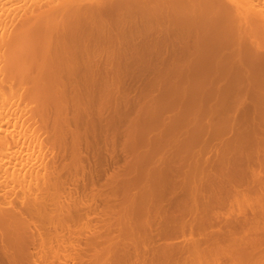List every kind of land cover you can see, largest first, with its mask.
Returning <instances> with one entry per match:
<instances>
[{
    "label": "bare ground",
    "instance_id": "6f19581e",
    "mask_svg": "<svg viewBox=\"0 0 264 264\" xmlns=\"http://www.w3.org/2000/svg\"><path fill=\"white\" fill-rule=\"evenodd\" d=\"M112 13H114L116 16H118L117 18L119 19H117L116 18V20H117V22H119V24L117 25V22H116V24H115V19L114 18H112L113 16H110L109 18H111V19H114V27L115 26H117V27H115V28H117L118 30H117V32H116V30H115V28L113 27L112 28V26L113 25H111V19L109 20L110 22H108V20H107V17H108V15H112ZM112 22V23H113ZM137 22H140L139 23V25L141 26V30L143 29V31L145 32V31H147V30H149V32H150V29H151V31L154 29V31H152V32H150L151 34L150 35H152V33L153 34H161L162 32H163V35L161 34V37H160V35H158L157 36V38H156V41H155V37L154 38H152V36H151V38L152 39H154V43L155 42H157L156 43V45L158 44V40H161L162 39V41H165L164 39H166V37H167V39H166V48H167V50L169 51V52H167V55L165 56V55H163L161 52V54L158 52L157 54H159V55H157V58H159V59H157V61L159 60V62H160V59H161V55H162V60L161 61H163V60H166V61H163L162 63L160 62L158 65L160 66L159 68V70H161V67L162 68H164L163 66L164 65H166L165 63L167 62V61H169V64H171V62L173 61L174 62V64L175 63H177L178 64V62H180L179 60H177L178 58H183V59H180V60H182L183 62H185L186 61V57H184V56H188L190 53L193 55L194 53L193 52H195V54H196V50L198 51L197 53V55H195V57H194V55L192 56V55H189L188 57L189 58H187L188 60L187 61H189L188 62V64H187V61L185 62V64L183 63V64H181V63H179V64H181V65H179V66H181V68H182V70H179L180 72H183L184 71V73H185V75L184 74H182V73H178V69H179V66L177 67H175L174 65V67L175 68H177V70L176 69H172L173 71L171 72V73H168V72H170V71H166L168 74H166L167 75V77L168 76H172L173 77V81H175L176 80V82L178 81H180L179 80V78H176L177 76L178 77H180L181 79H184L183 78V76L186 78L187 77V79L188 80H186L185 79V81L186 82H188V81H197L196 80V77L197 78H199V81L201 80V82H203L202 81V78L200 79V76L199 75H201L202 74V72L203 73H205L204 72V69H202L204 66L207 68L208 66H209V63H208V58H209V54L207 55L206 53L207 52H209V51H207V50H210V48L212 49L213 47H215V45L217 44V42H218V40L220 41V36H223L226 32H231L232 31V33H229V34H231V36H232V38L234 39V41H236V42H233V43H231V39L230 40H228L229 42H228V45H227V47L229 46V47H231V48H234L235 46H238V50L240 49V47H242L241 49H242V53L244 52V51H246L245 50V48H246V45L245 44H247L248 46H247V48H251L252 49V51H250V49H249V51L251 52V53H248L247 51H246V53L244 52V55L243 54H241L240 52V54L242 55H240L239 54V56H241V57H239L238 56V59H237V54L236 53H232L234 56H236L235 58H233V59H236L237 60V62H238V64H240V65H242V63H243V61H245V63H247L246 61H247V59L248 58H250V59H252L251 61H250V63H253L254 62V66L256 67L257 65H256V63L255 62H259L258 60H257V58H255L257 55L259 56V57H264V0H0V264H16V262L18 263V261L20 260V256L22 257V255H24L25 253H27L28 255L29 254H32L31 256H25V257H27V259H25V257H22L23 259H25V261L27 262L28 261V258H29V261H31L30 260V258L32 257V256H34V257H36L35 256V253H37V252H33L32 250V248L31 247H34V242H35V244H37L36 242L37 241H39V242H42V241H40L39 239H42L41 238V236H43V238H44V232H45V230L47 229H45V226H44V229L42 228L43 227V225H40L39 226V223H38V225L36 224L37 223V220L40 222V220L43 222V220H45V218L43 219V217H39V216H44V215H46L47 214V210H49V206H51L52 208H53V206L52 205H54L56 202H53L54 201V199H53V193H52V191L53 190H55V189H57V191H58V188H56V187H58V185H60L61 183H59L58 184V182L61 180L60 178V175H58V173H56V169H61V168H63L64 167V165H62V167L61 168H53L52 166H51V164H47L46 162H45V160L47 159V158H50V160H57V157L58 158H62L63 156V154L60 156V155H58V153L56 154H53L52 153V156H51V153H50V155L47 157V153L49 152V149H48V147H47V150L48 151H45L46 149H45V142L46 141H48V140H57L59 137L62 139H65L66 138V136H68V135H64V133L66 132H68L67 131V129H68V126H69V124H68V122L66 123V124H68V126L65 124V123H63L62 124V120L63 119H65V118H63V117H66L67 115V112H73V117H74V115L75 116H77V115H79L80 114V112H82L81 110H82V108H85V107H87V106H89L90 104L89 103H91L93 100H91L92 98H90V99H88L87 97H92L91 95H93L94 94V92H93V89L95 90V93L97 94V93H102L103 95L104 94H106V93H110L109 91L110 90H108V92H105V93H103V90H102V92H96V86H95V84L97 83V82H101V81H99V80H107V82L109 81V83H111V84H108V85H110V87L112 86V84H113V81L115 82L116 81V83H119L120 81H121V77H122V75L124 76V75H126L125 74V72L124 71H122L124 68H127V66H128V68H129V64H131V63H138V62H140L141 61V58H137V57H132L131 59L129 58V59H127V57H125V54H123L124 52L122 51V53H121V51L119 50V49H121V50H123V41H121V39L120 38H118V36H120L121 35V29L123 28V26L122 25H124V24H129V23H134V25L133 26H135V31H141L140 29H138L140 26L138 25V23ZM162 22V23H161ZM120 23H121V25H120ZM135 23L138 25H135ZM119 25L121 26V28L119 27ZM131 26H128L129 28H131L132 27V24H130ZM142 26H144L143 28H142ZM156 28L158 29V31L156 30ZM132 29H134V27H132L131 28V30ZM213 29V30H212ZM120 30V31H119ZM155 30H156V32H155ZM209 30H211V31H214L213 32V34H214V36L212 35V32H209ZM229 30V31H228ZM115 31V34L113 33ZM133 31V30H132ZM134 31V32H135ZM160 31V32H159ZM118 32H119V34H118ZM137 32H135V33H137ZM143 32V33H144ZM149 32H145V34L147 35V33L149 34ZM159 32V33H158ZM182 32V33H181ZM183 32H184V34H183ZM186 32H188V34L186 33ZM191 32V34H189ZM143 33H141V35L143 34ZM165 33H167V35H165ZM179 33V35L177 36V34ZM180 33H181V35H180ZM192 33H194V35H196V37H194V35H193V38L196 40H192L193 38L191 37L192 36ZM113 34V35H112ZM118 36H117V35ZM145 34H143L142 36L144 37L145 36ZM172 34V35H171ZM182 34H183V36H185V37H187L188 35V40L187 39H185V37H183L182 36ZM223 34V35H222ZM228 34V35H229ZM177 37H176V36ZM227 35V36H228ZM154 36H156V35H154ZM162 36H163V38H162ZM166 36V37H165ZM170 36H171V38H170ZM180 36H182V38H183V41L181 40L180 41V39H182V38H180ZM230 36V35H229ZM172 37H173V39H175L174 37H176L177 39L175 40L176 41V43L173 41V39H172ZM219 37V38H218ZM224 37V36H223ZM222 37V38H223ZM130 38V37H129ZM128 38V39H129ZM133 38V40H134V37H132ZM147 38V39H146ZM146 38L144 37L143 39H145L146 40V42L145 43H141L140 45L141 46H139L138 44H135V43H140V41H139V39L137 40V38L133 41H131V39H129L130 40V42H133V44H134V46L136 45V46H138V47H136L135 49L138 51V49H139V47L140 48H142V50L144 51H142L141 49H139V56H140V54H141V56L140 57H145L149 62L150 61H152L151 59H153V58H151L152 57V53H153V51L155 50V49H153V51H152V46H153V43L150 45V43L148 42V41H150V39L151 38H149V36L147 37L146 36ZM149 38V39H148ZM226 38H228V37H226L225 36V39H223V40H221L222 41V43H223V41H224V43H226L227 41H225L226 40ZM151 39V40H152ZM158 39V40H157ZM169 39V40H168ZM170 39H172V42H171V40ZM184 39L185 40H187V42H189V47H187L188 49L190 48V45H192L195 49V51H193V50H191L193 47H191L190 48V53H188V55H187V52H189L188 51V49H187V52H186V49L184 48L185 46H182L184 43L183 42H185V45H186V41H184ZM192 41H191V40ZM136 40H137V42H136ZM178 40V41H177ZM198 40V41H197ZM173 43V44H170L171 45V50L173 51V49H174V51L173 52H175V53H172L171 52V50H170V45H168V43ZM180 41V42H179ZM220 41V42H221ZM150 42H152V41H150ZM192 42H197V43H195V44H197V45H193L194 43H192ZM149 45V46H151L150 47V49L148 48L149 46L147 45V44ZM161 43H165V42H161ZM178 43V44H177ZM191 43V44H190ZM219 43V42H218ZM222 43H219V45L217 46V47H219L220 45H221V48L219 47V49H221L222 50V47H224L223 45H226V44H222ZM236 43V44H235ZM116 45L117 44V50H119L120 51V53L117 51V50H115V48H114V46L112 47L113 48V50H115L116 51V53H114V51L113 50H111L112 48H110V46L111 45ZM143 44H146L145 46H148V47H146V48H143ZM160 44V43H159ZM163 44H161L162 46H164ZM177 44V45H176ZM182 44V45H181ZM215 44V45H214ZM232 44H233V46H234V44H235V46L234 47H232ZM161 45H159V46H161ZM175 45L179 48L180 46H182L181 48L183 49H181V51H180V49L178 50L177 49V52H176V49H175ZM179 45V46H178ZM205 45V46H204ZM231 45V46H230ZM242 45H244L245 46V48H243L244 46H242ZM144 46V47H145ZM159 46L157 45V46H155L154 45V48L155 47H158V49H160L161 48V50L163 49V50H165L164 48L165 47H160L159 48ZM174 46V47H173ZM186 46H188V44L186 45ZM173 47V48H172ZM226 47V48H227ZM228 47V48H229ZM119 48V49H118ZM148 48V49H147ZM208 48V49H207ZM226 48H224V51L226 50ZM246 48V49H247ZM146 49L148 50V51H146ZM215 49V48H214ZM218 48H216V50H214V51H216V53H217V51L219 50ZM230 49V48H229ZM240 49V50H241ZM235 49H232V51H234ZM248 50V49H247ZM140 51H142L141 53H140ZM146 51V52H145ZM149 51H152V53L151 52H149ZM184 51H185V53H186V55H185V53H184ZM191 51H193V52H191ZM213 51V50H212ZM224 51H220L221 53H223ZM227 51L229 52V51H231V50H228L227 49ZM231 51V52H232ZM112 52H113V54H112ZM118 52V53H117ZM147 52H149L150 54H148V56L149 55H151V57L150 58H148V57H146L145 56V54H143V53H147ZM155 52H157V48H156V50H155ZM164 52V51H163ZM165 52H166V50H165ZM164 52V54H166ZM182 52V53H181ZM230 52V53H231ZM236 52H237V50H236ZM252 52H254V53H256L255 55H249V54H253ZM168 53H171L172 55H170V54H168ZM210 53V52H209ZM212 53H214L215 54V52H212ZM212 53H210V56H211V54ZM218 53H219V51H218ZM220 53V55L221 56H223V55H225L224 53L223 54H221ZM226 53V52H225ZM229 53V54H230ZM238 53V52H237ZM114 54H116V55H114ZM117 54L118 55H120L119 56V58H118V56H117ZM124 55L123 57H121L122 55ZM156 54V53H155ZM173 54H174V56H173ZM143 55V56H142ZM170 55V56H169ZM176 55H178V57L176 56ZM182 55V56H181ZM216 55V54H215ZM217 56L216 55V57H220L219 58V60L217 59V61H215V62H212V61H214L213 59H215V56H214V58H212V60H210L212 63H222V65L223 64H227L228 62H226V59L224 58V57H226V56H223V57H221V56ZM246 55H249V56H246ZM116 56V57H115ZM155 56V55H154ZM159 56V57H158ZM164 56V57H163ZM167 56H169L168 58H167ZM180 56V57H179ZM191 56L192 57H194L193 59L191 58ZM208 56V57H207ZM212 56V57H213ZM243 56L245 57V58H243ZM250 56H255V57H250ZM143 57V58H144ZM171 57H173L172 59H171ZM174 57H177V59H176V62L174 61L175 60V58ZM248 57V58H247ZM122 58V59H121ZM144 58V60H146ZM156 57H154V60L153 61H156V59H155ZM164 58H166V59H164ZM184 58H185V61H184ZM222 58H224L225 59V62L223 63V59ZM247 58V59H246ZM174 59V60H173ZM189 59H191V60H189ZM209 59H211V58H209ZM215 59V60H216ZM245 59V60H244ZM249 59V60H250ZM146 60V62H148ZM170 60H171V62H170ZM178 61V62H177ZM181 61V62H182ZM209 61V62H210ZM219 61H221V62H219ZM146 62H144V64H149V62L148 63H146ZM165 62V63H164ZM261 62H262V65L264 64V58H263V61H262V59H261ZM152 62H150V64H151ZM154 63V62H153ZM152 63V64H153ZM164 63V64H163ZM202 63H204V64H208L207 66L206 65H204L203 66V64ZM245 63H243V65L242 66H244V65H246V66H250V65H248V64H245ZM249 63V62H248ZM123 64V65H122ZM143 64V63H142ZM162 64H163V66H162ZM168 64V63H167ZM168 64V65H169ZM173 64V63H172ZM198 64L201 66V67H198V68H201V69H198L199 71H200V73H199V75H198V73L196 74V73H194L195 75H194V77L195 78H190V77H188L189 75L188 74H190V76L191 77H193L192 75H193V73L192 72H195V71H197V66H198ZM229 64V63H228ZM227 64V65H228ZM237 64V65H238ZM117 65H118V70H117V72H120V70H121V72H124L123 74H121V73H115V75L113 74L114 72L113 71H111L110 72V70L112 69V67L114 68V66H115V68L117 69ZM119 65H122V66H124V67H121V69H120V67H119ZM176 65V64H175ZM185 66V65H187L186 67H187V69H183L184 67L183 66ZM196 65V66H195ZM212 64H210V66H211ZM219 65H221V64H218V66ZM237 65H235V66H237ZM261 64H260V62H259V66H257L256 68L254 67V66H251V69L254 67L255 69L253 70L254 71V73L256 74V75H258V77L262 80V78L264 77V75H263V77H262V73L264 74V68H263V66H262ZM149 66V65H148ZM151 66V65H150ZM170 66V68H171V66L172 65H169ZM188 66H190V68L192 67V68H194L193 66H195V68L192 70H190V68L188 69ZM209 66V67H210ZM214 66V68H215V70H213L214 68H212V74L214 73V71H217V70H220V69H216V68H218V66L217 65H213ZM242 66H237V67H233V68H235V69H237V71H235V76H240V77H242L244 74L246 75V73H244L243 75H242V73L240 74V72H242L243 71V69H244V71H245V67L246 66H244L243 67V69L242 68H240V67H242ZM158 67V66H157ZM173 67V68H174ZM204 67V68H205ZM212 67V66H211ZM227 67V66H226ZM230 68L232 67V66H229ZM229 67L227 68V69H229ZM238 67H239V69H241V71H239L238 70ZM107 68V69H106ZM110 68V69H109ZM115 68H114V70H115ZM168 68V67H167ZM180 68V69H181ZM222 68V67H221ZM225 68V65H223V69ZM233 68H232V70H233ZM248 67H246V69H247ZM261 68V70H263V72H261L259 69ZM100 69H101V71H100ZM103 69H106V70H103ZM164 69H166V68H164ZM234 69V70H235ZM251 69H250V67H249V70H246L247 71V73H248V71H249V73H248V75H246V79H245V81H247L248 80V78H249V80H253V78L251 77V76H253V74H252V72L253 71H251ZM107 70H109V71H107ZM113 70V69H112ZM167 70H169V69H167ZM171 70V69H170ZM189 72H191V73H188V71ZM201 70H203V71H201ZM206 70H210V68L209 69H206ZM205 70V71H206ZM231 70V69H230ZM103 71V72H102ZM105 71H107V72H105ZM164 70L162 69L160 72H163ZM186 71V72H185ZM223 71V70H222ZM229 71V70H228ZM245 71V72H246ZM257 71H259L260 72V75H259V72H257ZM105 72V73H104ZM160 72H158V73H160ZM176 72H177V74H176ZM207 72V71H206ZM237 72V73H236ZM127 73V72H126ZM164 73V72H163ZM172 73H175L176 74V77H175V74H172ZM211 73V72H210ZM217 73V72H216ZM219 74L221 73V71H219L218 72ZM258 73V74H257ZM128 74V73H127ZM165 74V73H164ZM182 76H181V75ZM187 74V75H186ZM192 74V75H191ZM206 74V73H205ZM205 74H203V75H205ZM207 74H208V72H207ZM206 74V75H207ZM230 74V73H229ZM238 74V75H237ZM249 74H251L250 76H249ZM129 75V74H128ZM150 75V74H149ZM157 75H162V74H157ZM165 75V76H166ZM202 75V77H204ZM209 75V74H208ZM207 75V78L209 77L210 78V76H208ZM216 74H213L212 75V77H213V80L217 77V75L215 76ZM223 79L222 80H225V82L227 81V79L229 80V76L228 75H226L227 76V79L225 78L226 76H225V73H224V71H223ZM242 75V76H241ZM130 76V75H129ZM163 76V75H162ZM164 76V77H165ZM199 76V77H198ZM220 76V75H219ZM218 76V78H220ZM222 76V75H221ZM249 76V77H248ZM120 77V78H119ZM125 77V76H124ZM124 77H123V79H124ZM154 77V76H153ZM153 77H151V78H153ZM163 77V78H164ZM169 77V78H170ZM171 77V78H172ZM174 77H175V80H174ZM206 77V76H205ZM204 77V78H205ZM211 77V78H212ZM245 77V76H244ZM244 77H242L241 79L244 81ZM251 77V78H250ZM120 80H119V79ZM158 78H159V76H158ZM162 77H160V79H161ZM169 78H164L165 80H167V79H169ZM170 78V79H171ZM203 78V79H204ZM222 78V77H221ZM233 78V77H232ZM232 78H230V79H232ZM115 79H117V80H115ZM164 79H161L162 81L164 80ZM169 79V80H170ZM191 79V80H190ZM195 79V80H194ZM154 80V79H153ZM152 80V81H153ZM164 80V81H165ZM209 80V79H208ZM213 80H209V83L211 82L212 83V81ZM216 80H218L217 82L218 83H216V81L215 82H213V83H216V85H213V86H216V87H218V90H219V88L221 87L222 88V85L224 84L223 82H222V80H220V79H217L216 78ZM219 80L221 81V82H219ZM249 81V82H247L248 83V86H249V93H248V90H246L247 91V93L250 95V97H249V95L246 93H244V91L243 90H245L244 89V87H246L247 85V83L245 84V82H244V84L242 83V81L240 82H238L237 84H238V86L241 88V90H242V92H243V94H245V97H247V98H250V100H251V97H252V99H254L255 97L254 96H256L255 94H257L260 98H258L257 96H256V100L258 99V101L256 102V100H255V102L256 103H254L253 105L255 106V104H256V108L255 107H253V109L254 110H256V111H258L257 113L258 114H260V111L262 112V110H263V108L264 107H261L260 106V108H258L259 107V105H261L262 104V106H264L263 104V102H264V90L263 89H261V88H263V87H259L258 86V84H256V81L254 80V81ZM124 81V80H123ZM171 81V80H170ZM204 81H205V79H204ZM206 81H207V79H206ZM230 82H231V80H229ZM229 81H227L223 86H225V88L223 87V89L226 91L228 88H229V92H231L232 91V89H230V85L231 84H233L234 82L232 81V83L229 85V86H226L227 84H229L230 82ZM104 82V81H103ZM103 82H101V83H103ZM175 82V83H176ZM254 84L253 86H252V84ZM263 82H264V79H263ZM86 85H85V84ZM101 83H99V84H101ZM182 83H183V85H182ZM189 83V82H188ZM188 83H184V81L182 80V82L180 81V83H178L180 86H184V85H187ZM205 82H203L202 83V85L204 84ZM212 83V84H213ZM221 83V84H220ZM242 83V86L240 85ZM85 86H87V84H88V88L87 87H83L84 85ZM103 84H105L106 85V83L104 82ZM193 84V83H192ZM199 85H201V83H198ZM197 84V85H198ZM207 84V83H206ZM211 84V85H212ZM217 84H220V85H217ZM250 84V85H249ZM97 85V84H96ZM191 85V84H190ZM189 84H188V87L190 86ZM195 85V84H194ZM208 85V84H207ZM244 85H246V86H244ZM259 87H257V86ZM96 88H95V87ZM206 85H203V87H205ZM209 86V85H208ZM251 86H252V88L253 89H259L260 90V92L262 91L263 92V94H262V92L261 93H257L256 91H259L258 89L257 90H253V89H250L251 88ZM256 86V87H255ZM94 87V88H93ZM191 87V86H190ZM197 86L195 85V87L193 88L194 90H197V89H199V88H196ZM228 87V88H227ZM196 88V89H195ZM201 89H202V87H200ZM206 88H208L207 86L205 87V88H203V90H201V89H199V90H197V92H199L201 95L203 94V92H205V89ZM215 88V87H214ZM104 90H106V88H103ZM182 89H188L187 87H184V88H182ZM193 89L191 88L190 90H192V92H195V91H193ZM216 89V88H215ZM214 89V90H215ZM97 90H99V89H97ZM189 90V89H188ZM189 90V91H190ZM207 90V89H206ZM208 90H209V92H210V90L211 89H209L208 88ZM217 89L214 91L217 95H215L216 97L218 96V94L220 93L221 94V92H219V91H221V90H219L218 91ZM231 90V91H230ZM250 90L253 92L254 91V93H251L250 92ZM201 91H203V92H201ZM228 91H226L225 92V94L228 92ZM233 91H235V90H233ZM232 91V92H233ZM184 93H185V95H187V98H192L193 99V97H189L190 95H192V96H195V98H198L199 99V97L197 96V92H195L196 94L194 95V93H192V94H190V95H188L187 93H186V91H183ZM183 92H181L182 93V95L183 96H178L179 98L180 97H182V98H184V94H183ZM219 92V93H218ZM228 92V93H229ZM231 92V93H232ZM237 92V91H236ZM242 92H239V94H241ZM93 93V94H92ZM188 93H190V92H188ZM207 93H208V91H207ZM206 93V94H207ZM214 93V94H215ZM222 93H224V92H222ZM227 93V94H228ZM234 93L235 92H233V95H232V97L233 98H235V100H236V97H234ZM238 93V92H237ZM236 93V94H237ZM96 94L95 95H93V96H96ZM101 94V95H102ZM116 94H118V96L120 97V95H119V90H118V93L116 92ZM206 94H205V96H206ZM219 94V95H220ZM235 94V96H237V97H239L238 95L239 94H237L236 95ZM243 94L242 95H240V97H239V101H242L241 99L244 97L243 96ZM259 94H261V95H259ZM111 95V94H110ZM109 95V96H110ZM209 95H211L212 97H214L212 94H211V92H210V94ZM224 94H222V96H223ZM97 96H98V94H97ZM100 96V95H99ZM99 96L98 97H96V98H98V99H100L101 100V98L102 97H100L99 98ZM106 96H107V94H106ZM109 96H107L108 98H109ZM111 96H113V100H114V96L115 95H111ZM204 95H202V97H203ZM208 96V95H207ZM203 97L205 100H206V98H210V99H212L211 97ZM221 96V95H220ZM227 97V95H224L223 97ZM104 97V96H103ZM117 97V95L115 96V99H117L116 98ZM176 97V96H175ZM175 97H174V99H175ZM178 97H176V100H178L177 98ZM201 97V96H200ZM202 97L200 98V99H202ZM229 97H231V94H230V96ZM231 97V98H232ZM244 97V98H245ZM104 98H106V97H104ZM108 98H106V100H108ZM150 98V97H149ZM149 98H146V99H148V101H149ZM152 98H154V97H152ZM152 98H150L152 101H153V103H156L158 106H159V104H158V102H159V100L158 101H156L157 99V97H155V101L156 102H154V99H152ZM182 98L180 99V100H182ZM185 98H186V96H185ZM217 98H220V97H217ZM263 100H262V99ZM83 99H86L87 101H91V102H87L86 100L84 101ZM110 99H112V98H109V100ZM158 99H160L159 97H158ZM174 99H172L171 98V100L174 102ZM203 99V100H204ZM222 99V98H221ZM220 99V100H221ZM227 99V98H226ZM82 100H83V102H86V103H84L83 104V107H82ZM103 100L104 99H102V102H103ZM118 100H119V98H118ZM151 100H150V102H151ZM170 100V101H171ZM191 100V99H190ZM197 100V99H196ZM223 100V99H222ZM224 100H225V98H224ZM260 100H262L261 102H260ZM111 101V100H110ZM124 100L122 99V101H116L115 100V103L116 102H118V103H121V102H123ZM147 100H145L144 102H143V104L146 102ZM147 101V103H149L150 105H152L150 102H148ZM187 101H188V99H187ZM193 101V100H192ZM192 101H190V102H192ZM199 101V100H198ZM244 101V100H243ZM243 101H242V103H243ZM254 101V100H253ZM105 102V101H104ZM190 102H188L189 104H190ZM194 102H197V101H194ZM205 102V101H204ZM246 102V101H245ZM248 102H249V99H248ZM105 103H107V102H105ZM108 103H110V102H108ZM112 103H113V101H112ZM115 103L113 104V106H116L115 105ZM118 103H117V105H118ZM125 103V102H124ZM147 103H145V105L147 104ZM172 103V102H171ZM199 103V102H198ZM222 103V102H221ZM253 103V102H252ZM260 103V104H259ZM86 104H88L87 106H86ZM142 104V103H141ZM142 104V105H143ZM149 104H147V105H149ZM197 104V103H196ZM247 104V103H246ZM245 104V105H246ZM105 105V104H104ZM145 105H144V107H145ZM146 105V106H147ZM149 105V106H150ZM157 105H156V107H157ZM174 105V104H173ZM191 106H193V104H190ZM198 105V104H197ZM237 105V104H236ZM123 107V105H122V103L118 106V107ZM149 106H147V108L149 107ZM213 106V105H212ZM258 106V107H257ZM121 107V108H122ZM143 107V108H144ZM151 107V106H150ZM153 107L154 108H156L155 107V104L153 105ZM214 107V106H213ZM246 107H247V105H246ZM88 108V107H87ZM115 108V107H114ZM117 108V107H116ZM115 108V109H116ZM125 108V107H124ZM152 108V107H151ZM158 108V110H156L155 112L157 113V111H160V109L159 108H161V107H157ZM230 109H231V107H229ZM259 110H258V109ZM262 108V109H261ZM209 109H211V108H209ZM239 109V108H238ZM247 109H248V107H247ZM89 110V108L87 109V111ZM117 110H118V108H117ZM142 110V109H141ZM140 110V111H141ZM144 111H145V108L143 109ZM147 110H149V111H151V113H150V115L152 114V113H154L153 111H154V109H153V111H152V109L150 110V109H146V112H147ZM251 110V109H250ZM83 111L84 112H86L84 109H83ZM115 111V110H114ZM122 111V110H121ZM247 111H249V109L247 110ZM70 112L68 113V114H70ZM117 112V111H116ZM116 112H114V113H116ZM126 111H124V113H125ZM194 112V111H193ZM263 112H264V110H263ZM262 112V113H263ZM89 113V112H88ZM113 113V114H114ZM120 113H122V112H119V114ZM141 113H143V112H141ZM145 113V112H144ZM195 113V112H194ZM84 114H86V113H84ZM90 114H92V112L90 113ZM90 114H88V115H90ZM140 114V113H139ZM138 114V115H139ZM159 114V112L156 114V115H158ZM160 114H161V112H160ZM160 114L158 115V117L160 116ZM184 114V113H183ZM190 114H192V113H190ZM189 114V115H190ZM251 114H253V113H251ZM71 115V114H70ZM81 115H83V114H81ZM87 115V117H89ZM118 115V114H117ZM143 114H141V116H142ZM147 116L149 115V114H146ZM182 115V114H181ZM185 115V114H184ZM115 116V115H114ZM144 116V115H143ZM145 117V118H147V120H149V117ZM154 117H156L155 116V114L153 115ZM153 116H151L150 118H153V121H154V117ZM183 116V115H182ZM188 116V115H187ZM80 117V119L79 120H81V116H79ZM158 117H156L155 119H157ZM161 117V116H160ZM191 117V116H190ZM70 118H72V117H70ZM69 118V119H70ZM76 118H78V116L76 117ZM140 118V117H139ZM68 119V120H69ZM141 119V118H140ZM143 119V118H142ZM141 119V120H142ZM73 120V119H72ZM140 120V121H141ZM146 120V119H145ZM160 120V119H159ZM158 120V121H159ZM65 121V120H64ZM66 121H67V119H66ZM74 121H75V117H74ZM140 121H137V122H140ZM157 121V122H158ZM72 122V121H71ZM80 122V121H79ZM89 122V121H88ZM145 122V121H144ZM77 123H78V121H77ZM76 123V124H77ZM142 123V122H141ZM72 124V126H73V123H71ZM206 124V123H205ZM139 125H141V124H139ZM107 126V125H106ZM70 128H71V126H69ZM77 127V126H76ZM108 127V130H109V127L110 126H107ZM106 127V128H107ZM113 127V126H112ZM64 128V129H63ZM69 128V129H70ZM73 128V127H72ZM79 128V127H78ZM95 127L94 126H92V128H89V130L88 131H91L90 129H94ZM111 128V127H110ZM114 128V127H113ZM68 129V130H69ZM75 130H77L76 128H74ZM104 129V128H103ZM112 129V128H111ZM115 129V128H114ZM75 130H69V131H71V133L73 134H71V136H72V138H74L73 140V142H74V149L76 148L78 151H81L80 149H82V147L79 145L80 144V142H78V140H77V138L79 137V135H78V130L77 131H75ZM96 130V129H95ZM105 130V129H104ZM104 130H100L101 132H103ZM108 130L106 131L107 133H108ZM113 130V129H112ZM81 131V130H80ZM92 131H94V130H92ZM91 131V132H92ZM97 132H95L94 133V137H95V135H99V134H103V133H99L98 132V130H96ZM110 131V130H109ZM91 132H83L84 134L83 135H85V133H89V134H87L88 135V137H90L89 138V141H90V145L89 146H91V142H93V140L95 139V138H93L92 139V135H93V132L91 133ZM106 132H104V134L106 133ZM113 132V131H112ZM65 133V134H66ZM70 133V132H69ZM69 133H67V134H69ZM96 133H99V134H96ZM107 133L105 134L106 136H107ZM109 133H111V131L109 132ZM80 134V133H79ZM92 134V135H91ZM80 135H82V133L80 134ZM104 135V136H105ZM112 135H114V133H112ZM140 135L142 136L143 134H141L140 133ZM63 136H65V138L63 137ZM101 136H103V135H101ZM109 136H111L110 134H109ZM144 136V135H143ZM85 137H87V136H85ZM113 136H111V138H112ZM72 138H71V140H72ZM75 138H76V140H75ZM109 138V137H108ZM140 138V137H139ZM142 138H144V137H142ZM146 138V137H145ZM60 139V140H61ZM80 139H82V138H80ZM91 139H92V141H91ZM96 139H97V137H96ZM105 139V138H104ZM106 139H107V137H106ZM59 140V139H58ZM71 140H70V143H71ZM83 140V139H82ZM110 140V139H109ZM113 140V139H112ZM139 140H143V139H139ZM145 140H147V138L145 139ZM80 141V140H79ZM84 142H85V138H84V140H83ZM106 141V140H105ZM111 141V140H110ZM114 141V140H113ZM154 141H157V140H154ZM49 142H51V141H49ZM140 142V141H139ZM144 142V141H143ZM147 142H149V140H147ZM55 143V142H54ZM56 143H57V141H56ZM61 143H63L64 144V140H63V142L61 141L60 142V144L59 145H62ZM96 143V142H95ZM144 143H146V141L144 142ZM58 144V143H57ZM57 144H55V147H56V145ZM72 144V143H71ZM71 144H69V146H72ZM85 144V143H84ZM94 144V143H93ZM92 144V145H93ZM138 144V143H137ZM142 144V143H141ZM141 144H140V146H141ZM47 145V144H46ZM59 145H57V148H56V150L58 149V146ZM82 145V144H81ZM113 145V144H112ZM139 145V144H138ZM48 146V145H47ZM95 145H93V147H94ZM134 146V145H133ZM137 146V145H136ZM135 146V147H136ZM142 146H144V144L142 145ZM141 146V147H142ZM50 147V146H49ZM63 147V146H62ZM66 147V146H65ZM73 147V146H72ZM72 147H70V149L72 148ZM79 147H81V148H79ZM88 146H86V148H87ZM92 147V146H91ZM91 147H88L89 149H91ZM92 147V148H93ZM99 147V146H98ZM124 148H125V146H123ZM130 147V146H129ZM140 147V148H141ZM145 147H146V144H145ZM54 148V147H53ZM59 148H60V146H59ZM69 148V147H68ZM84 148H85V146H84ZM115 148V147H114ZM127 148H128V146H127ZM126 148V150H123L124 151V153H126V151H127V153H128V149ZM142 148H144V147H142ZM142 148L139 150L138 148H136V149H138V150H136V152L138 151H141L142 150ZM66 149V148H65ZM89 149L87 150L86 149V151L85 152H87V151H89ZM94 149H96V147H94ZM106 149V148H105ZM111 149H113L112 147H111ZM111 149L108 147V149L107 150H110L111 151ZM123 149V148H122ZM63 150V149H62ZM67 150V149H66ZM93 149H91L90 151L91 152H93L92 151ZM98 150H100V149H98ZM102 150H103V148H102ZM102 150L99 152V156H101V153H102ZM119 149H115V151H114V149L111 151V152H113V153H111V152H109V153H111V154H108V155H110L109 156V158H110V160H111V158H112V160H115V162H116V160H117V154H115L117 151H118ZM129 150H130V148H129ZM52 152H53V150H51ZM50 151V152H51ZM59 151H60V149H59ZM65 151V150H64ZM68 151V150H67ZM71 152H69V153H71V154H73V152L75 151H73L72 149L70 150ZM84 151V150H83ZM121 151V150H120ZM45 152H46V156H45ZM63 152V151H62ZM104 152V151H103ZM105 152L106 153H108L106 150H105ZM115 152V153H114ZM64 153V152H63ZM67 153V152H66ZM75 153V152H74ZM77 153L78 152H76L75 153V155H77ZM82 153V152H81ZM93 153H95V152H93ZM133 154H134V150H133V152H132ZM140 153V152H139ZM139 153H136V154H134L135 156L136 155H138V157H139V155L141 156V154H139ZM61 154V153H60ZM68 154V153H67ZM79 154H80V152H79ZM84 154H88V156H91V155H89L90 153H84ZM84 154H82V160H84V157H85V159H86V161L87 162H89L90 160H91V157H89V159L90 160H87L88 159V157L85 155V156H83ZM103 154V153H102ZM130 154H131V152H130ZM58 155V156H57ZM66 155V154H65ZM64 155V156H65ZM95 155V154H94ZM96 155H98L97 154V151H96ZM95 155V156H96ZM126 155H128V154H125V156ZM145 155V154H144ZM51 156V157H50ZM60 156V157H59ZM81 156V155H80ZM99 156L95 159V160H97V159H101V158H99ZM104 155H102V157H103ZM129 156V155H128ZM128 156H127V159L129 160V158H128ZM131 156H133L132 154L130 155V158H131V160H135L136 161V158L137 157H135V159H132V158H134V157H131ZM143 156V155H142ZM141 156V157H142ZM45 157H47L46 159H45ZM72 157V156H71ZM78 157V156H77ZM106 157H108V156H106ZM114 157H115V159H114ZM140 157V158H141ZM144 157V156H143ZM142 157V158H143ZM64 158V157H63ZM70 158V157H69ZM76 157H74V159H75ZM95 158V157H94ZM94 158L92 157V160H94ZM140 158H137V159H140ZM141 158V160L140 161H142V160H144V159H142ZM144 158H146V159H148L147 158V156H145ZM72 158H70V160H71ZM77 159V158H76ZM79 160H80V158H78ZM106 159V158H105ZM108 159V158H107ZM125 159H126V157H125ZM50 160L48 159L47 160V162L49 163L50 162ZM59 160V159H58ZM82 160H81V163H82ZM102 160V159H101ZM128 160H126L125 161V163L128 161ZM131 160H129V161H131ZM150 160V159H149ZM85 161V160H84ZM83 161V162H84ZM132 161V162H133ZM134 161V162H135ZM145 161V160H144ZM144 161H142V162H144ZM54 162V161H53ZM52 162V163H53ZM132 162H127V163H132ZM51 163V162H50ZM54 163H57V162H54ZM78 163H79V165H80V162L78 161ZM127 163L125 164V166H119L120 167V169H119V171H120V173L122 172L121 170H123V168H127ZM138 163V161L136 162V164ZM140 163V162H139ZM75 164H76V161H75ZM86 164V163H85ZM84 164V165H85ZM89 164V163H88ZM105 164V163H104ZM143 164H145V163H143ZM49 165V166H48ZM56 165V167H57V164H54V166ZM76 165H78V164H76ZM83 165V166H84ZM87 165V164H86ZM85 165V166H86ZM97 165V164H96ZM95 165V166H96ZM130 165H132V168H133V165L134 164H130ZM137 165H140V164H137ZM154 165V164H153ZM75 165H73V167H74ZM88 166H90V165H88ZM93 166V165H92ZM91 166V167H92ZM94 166V167H95ZM99 166V168H100V166H101V170H106V168H103L102 167V165H98ZM105 166H106V164H105ZM142 166V165H141ZM67 167V166H66ZM71 167H72V165H71ZM72 167V168H73ZM77 167V166H76ZM79 167H81V166H78L77 168H79ZM129 167V166H128ZM138 167H140V166H138ZM68 168V167H67ZM63 169L64 171H66L67 172V170L70 168H68V169ZM71 168V169H72ZM77 168H76V170H77ZM82 168V167H81ZM80 168V169H81ZM84 168V167H83ZM82 168V169H83ZM85 168H87V166L85 167ZM84 168V169H85ZM89 168V167H88ZM93 168V167H92ZM135 168H137V166L135 165ZM145 168V169H144ZM144 168H142L141 167V170H139L138 172H141V174L140 175H138L137 177H138V180L140 179V177H142V172H143V175H145L144 173V171H146V169L148 168H146V167H144ZM154 170L155 169H157V168H155V167H152ZM162 168V167H161ZM54 169H55V171H54ZM71 169H69L70 171V173L69 172H67V173H69L70 175H72L71 174ZM91 169V168H90ZM89 169V170H90ZM118 169V168H117ZM131 168H129V169H125L124 171H127L128 172V170H130ZM134 169V168H133ZM140 169V168H139ZM144 169V170H143ZM149 169L151 170H149L148 171V173H151V172H153L152 171V169L149 167ZM164 169V168H163ZM163 169H162V171H163ZM73 170V169H72ZM75 170V168H74V171H76ZM88 170V169H87ZM86 170V171H87ZM94 170H96V169H91V171L93 172ZM98 170H100V169H98ZM116 170V169H115ZM137 169H135L133 172L134 173H138L137 171H136ZM158 170H160V168L158 169ZM165 170V169H164ZM59 171V170H58ZM60 171H62V169L60 170ZM79 171H81V170H79ZM131 171H132V169H131ZM161 171V172H162ZM63 172V171H62ZM83 172V171H82ZM85 172V171H84ZM89 172V171H88ZM96 172H97V170H96ZM98 172H100V171H98ZM102 172H104V171H102ZM118 172V171H117ZM133 172H128V174L129 173H133ZM65 173V172H64ZM66 173V174H67ZM76 173H77V171H76ZM76 173H75V175L73 176L74 178H75V176H77V178L76 179H78V175H76ZM114 173V172H113ZM112 173V174H113ZM119 173V174H120ZM123 173V172H122ZM122 173H121V175H122ZM165 172L163 171V174H164ZM59 174H61V173H59ZM77 174H79V173H77ZM82 174L83 173H81V176H82ZM90 174L93 176V174H94V172H93V174L90 172ZM89 174V175H90ZM114 174H116V173H114ZM124 174V173H123ZM126 174V173H125ZM124 174V175H125ZM139 174V173H138ZM146 174H147V171H146ZM163 174H158L155 178H160L161 176H163ZM194 174V173H193ZM254 174V173H253ZM252 174V175H253ZM80 175V174H79ZM88 175V176H89ZM90 175V176H91ZM94 175H97L96 173L94 174ZM111 175V174H110ZM108 176L109 178H110V180L112 179L111 178V176L113 177V178H115L116 176H118V175H111V176ZM165 175H166V173H165ZM164 175V176H165ZM69 176V175H68ZM91 176V177H92ZM98 176V175H97ZM99 176H100V174H99ZM115 176V177H114ZM123 176V175H122ZM129 176H131L130 174L127 176H124L123 177V179L125 178V180L127 181V179H129L130 177ZM135 176V175H134ZM133 176V177H134ZM140 176V177H139ZM161 177L160 179H163L164 180V178L166 177ZM254 177L256 176V175H253ZM93 177H96V176H93ZM119 177H120V175H119ZM126 177H127V179H126ZM129 177V178H128ZM132 177V176H131ZM171 177V176H170ZM254 177H252L251 176V178L252 179H254ZM85 179L87 178V177H84ZM118 178V177H117ZM122 178V177H121ZM121 178H118L117 179V181L119 180V179H121ZM167 178V177H166ZM63 179H64V177H63ZM68 179V178H67ZM70 179H72L71 177H70ZM69 179V180H70ZM87 179H90V180H92L91 178H87ZM86 179V180H87ZM134 179H136V178H133V179H131L130 178V180H128L130 183V185H131V182H132V180H134ZM142 179V178H141ZM160 179H158V181L157 182H159L160 181ZM172 179V178H171ZM195 179V178H194ZM66 180V179H65ZM64 180V181H65ZM73 180V179H72ZM86 180H85V182H86ZM90 180H88V181H90ZM106 180H107V184H105L104 183V186L103 187H108L107 185L109 184V187H111L112 188V185L113 184H115V183H111L110 184V182H108V178H106ZM109 180V181H110ZM116 180V179H115ZM114 179H112L111 181H114V182H116ZM122 180V179H121ZM121 180H119L118 182H116L117 184H115V187H114V185H113V188L116 190V188H118L119 189V187L122 185V184H119V187H118V183L121 181ZM138 180H137V182H138ZM157 180V179H156ZM167 180V179H166ZM87 181V182H88ZM124 181V180H123ZM153 181H155V180H153ZM61 182H63V181H61ZM75 182V181H74ZM73 181H72V183H74ZM84 181H83V185H85L86 186V184H84L85 183ZM93 182H94V179H93ZM135 182V181H134ZM161 182H162V180H161ZM65 183V182H64ZM67 183V182H66ZM121 183V182H120ZM94 184V183H93ZM128 184V185H129ZM57 185V186H56ZM106 185V186H105ZM111 185V186H110ZM123 185H125L124 183H123ZM56 186V187H55ZM61 186H64L63 184H61ZM66 187H67V185H66ZM102 187V188H103ZM121 187H123V186H121ZM40 188H41V190H42V193L40 194V196H39V194H38V196L36 195L37 193L35 192L36 190L40 193L41 192V190H40ZM60 188H62L63 189V187H60ZM70 188V187H69ZM69 188H67V189H69ZM117 189V190H118ZM121 189V188H120ZM119 189V190H120ZM127 189L129 190V187H127ZM122 190V189H121ZM64 191V190H63ZM67 191H69V190H67ZM75 191V190H74ZM123 191V190H122ZM36 193V194H35ZM57 192H54V194H56ZM63 193V192H62ZM61 193V194H62ZM78 193V192H77ZM97 193V192H96ZM123 193V192H122ZM128 193V192H127ZM143 193V192H142ZM149 193V195H150V192H147V194ZM213 193V192H212ZM211 193V194H212ZM71 194L73 195V193L71 192ZM80 194V193H79ZM141 194V193H140ZM138 195V196H141V195ZM152 194V193H151ZM211 194H209V195H211ZM214 194H215V192H214ZM217 194V193H216ZM215 194V197H217L218 196V194L216 195ZM263 194V193H262ZM78 195V194H77ZM98 195L100 196L101 194L98 192ZM97 194L95 195V197H94V199L96 198V196H98ZM111 195V194H110ZM110 195H105V196H110ZM112 195H113V193H112ZM118 195H120V194H118ZM126 195V196H125ZM130 195V196H129ZM136 195V193H135V195H133V193L132 194H130V193H128V196H129V199H126V206H127V204H135V206H136V203L135 202H137L136 201V199L135 198H133V197H135V196H137ZM161 195V194H160ZM160 195H157L156 196V194H155V196L156 197H158L159 198V196ZM196 195V194H195ZM213 195V194H212ZM221 195H222V193H221ZM225 195V194H224ZM223 195V196H224ZM228 195V194H227ZM227 195H226V197H227ZM236 195V194H235ZM238 193H237V197H238ZM241 195V194H240ZM60 196V195H59ZM64 196V195H63ZM92 197H93V194L91 195ZM90 196V198H92ZM116 196V194L114 195V197ZM143 197H144V195H142ZM152 196H154V194L153 195H151V197ZM155 196L153 197V201L155 200L154 198H155ZM162 196V195H161ZM176 196V195H175ZM174 196V197H175ZM184 196V195H183ZM190 197H192L191 195H189ZM198 196V195H197ZM197 196H195V197H197ZM220 196V195H219ZM218 196V197H219ZM223 196H221V197H223ZM229 196V195H228ZM233 196V195H232ZM264 195H262V197H263ZM55 198L57 197V195H55L54 196ZM67 196H65V198H66ZM74 197V196H73ZM122 197L124 198H126L127 197V194H126V191H125V193L122 195ZM121 197V198H122ZM133 199H132V198ZM149 197V196H148ZM148 197H146V200L148 199ZM164 197V196H163ZM185 197H187L186 195H185ZM189 197V198H190ZM204 197V196H203ZM215 197H212V198H215ZM225 197V196H224ZM225 197V198H226ZM60 197H57V200L56 201H59L60 199H59ZM80 197H78V199H79ZM82 198V197H81ZM98 198V197H97ZM111 197H109V199H110ZM118 198V197H117ZM140 198V197H139ZM206 198H207V196H206ZM205 198V199H206ZM261 198V197H260ZM260 198L257 200V201H259L260 200ZM264 198V197H263ZM14 199H17V200H19L18 202L16 201V200H14ZM59 199V200H58ZM63 199H64V197H63ZM63 199H61L62 201H63ZM68 199H70V198H68L67 197V199L66 200H68ZM77 199V200H78ZM89 199V198H88ZM102 201H106L105 202V204L106 205H108L107 204V200L108 199H106V198H104V199H102V197L100 198ZM112 199V198H111ZM130 199H132V202L131 201H129ZM135 199V200H134ZM144 199V198H143ZM143 199L141 198L140 200H142L143 201ZM149 199H152V198H149ZM196 201H197V199L196 198H194ZM201 199H202V197H201ZM201 199H199V200H201ZM204 199V198H203ZM209 198H207V200H208ZM222 199H224V198H222ZM221 199V203H223L222 200ZM235 199V198H234ZM238 199V198H237ZM236 199V200H237ZM60 200V201H61ZM75 200H76V197H75ZM80 200V199H79ZM98 199H96V201H97ZM122 200V199H121ZM125 200V199H124ZM124 200H122L121 202H123L122 203V206L124 205V207H123V211H125V209H126V207H125V201ZM133 200H134V202H133ZM213 201H214V199H212ZM215 200H217L216 198H215ZM219 200H220V197H219ZM233 200V199H232ZM17 202V203H19L20 202V208H19V206L17 207H15L14 206V202ZM82 201H83V199H82ZM90 201V200H89ZM88 201V202H89ZM95 201V202H96ZM128 201H129V203H128ZM145 201V200H144ZM194 201V200H193ZM196 201L194 202L195 204H196ZM210 201V200H209ZM226 201V200H225ZM228 201V200H227ZM66 202V201H65ZM68 202H70V200L68 201ZM68 202H66V207L65 206H63L64 204H62V206L60 205V208H57L56 207V209H57V213H55V214H58L59 216H57L58 217V220L60 219V218H63L64 219V217L67 215V218L69 219V221H71L72 220V222L74 221L73 220V218H75L74 216H72L71 214L74 212V210H76L75 208H77L79 205H80V203H78L77 205H75V207H73L72 205L71 206H68L69 204H67ZM73 202H74V200H73ZM146 202V201H145ZM148 202L149 201H147V204H148ZM201 202H203V201H201ZM205 202H207V201H205ZM218 202V201H217ZM17 203H15V204H17ZM63 203V202H62ZM72 203V201L70 202V204ZM76 203V202H75ZM92 203H93V200H92ZM91 203V204H92ZM109 203V202H108ZM212 203V202H211ZM210 203V204H211ZM219 203V202H218ZM221 203H219V204H221ZM82 204V203H81ZM84 204V203H83ZM82 204V205H83ZM87 204V203H86ZM89 204V203H88ZM120 204V203H119ZM132 204V205H133ZM146 203H145V207H146V205H147ZM209 204V203H208ZM209 204V205H210ZM215 204V203H214ZM212 205V206H215V205H217V204H215V205ZM224 204V203H223ZM262 204V203H261ZM18 205V204H17ZM57 205H58V203H57ZM90 205V204H89ZM201 205H203V204H201ZM205 205H207V204H205ZM263 205V204H262ZM261 205V206H262ZM59 206V205H58ZM77 206V207H76ZM93 206V205H92ZM114 206V205H113ZM119 206V205H118ZM140 206V205H139ZM139 206L137 207V208H139ZM148 206V205H147ZM190 206H191V204H190ZM194 205H192V207H193ZM198 206V205H197ZM204 206V205H203ZM202 206V207H203ZM208 206V205H207ZM260 206V207H261ZM64 207H65V209H64ZM70 207H72V208H70ZM84 207V206H83ZM82 207V208H83ZM87 207V206H86ZM130 206H127V209L129 208ZM144 207V208H145ZM199 207V206H198ZM257 207V206H256ZM67 208V209H66ZM105 208V207H104ZM104 208H102L101 210H100V212H101V215H102V217H103V215H104V213H105V211L106 210H108L109 209V207L108 206H106V210L104 209ZM132 209H128V211H129V213H128V211H127V214H132L133 215V211H134V209L136 208H134V206L133 207H131ZM134 208V209H133ZM148 208V207H147ZM200 208V207H199ZM210 208H212L211 206H210ZM214 208V207H213ZM217 208H220V207H217ZM253 208H255V207H253ZM252 208V209H253ZM259 208V207H258ZM51 209V208H50ZM66 210V212H64V210ZM71 209H72V212H71ZM78 209V208H77ZM112 209H113V207H112ZM140 209H142L143 210V208H141L140 207ZM146 209V208H145ZM188 209H190L191 211L192 210H195V209H191V208H188ZM251 208H250V210H252ZM261 209H263V206H262V208ZM58 210H60V212H58ZM63 210V211H62ZM70 210V211H69ZM82 210H84V208L82 209ZM81 209L79 210V211H81L84 215L85 214H87L88 215V213H87V211L89 212H91L92 211V208H90V207H87L85 210H86V213L85 212H83ZM105 210V211H104ZM133 210V211H132ZM139 210V209H138ZM137 209H135V211H138ZM211 210V209H210ZM264 210V209H263ZM54 211V210H53ZM62 211V212H61ZM68 211L69 212H71V213H68ZM78 210L77 211H75V213H73V214H76V212H77V214H78V212H79ZM111 211V210H110ZM121 211V210H120ZM130 211H132V213L130 212ZM149 211V210H148ZM183 211V210H182ZM187 211V210H186ZM190 211V212H191ZM197 211V210H196ZM214 211H215V209H214ZM219 211V210H218ZM241 211V210H240ZM253 211V210H252ZM255 211H257V210H255ZM260 211H262V210H260ZM90 212H89V214H90ZM104 212V213H103ZM108 212V211H107ZM115 212V211H114ZM139 212H141V210H139ZM150 212V211H149ZM148 212V213H149ZM163 212H164V210H163ZM166 212V211H165ZM188 212V211H187ZM193 212V211H192ZM198 212H201V210L199 209V211ZM202 212H204V211H202ZM206 212V211H205ZM209 212V211H208ZM242 212V211H241ZM258 212V211H257ZM65 213V216L63 217V216H61L60 214H64ZM67 213V214H66ZM125 213V212H124ZM152 213V212H151ZM210 213V215H212L211 214V211L209 212ZM240 213V212H239ZM243 213V212H242ZM248 213H250L251 215H250V217L249 216H246V217H249V221H250V218H251V216L253 215L252 214V212H249L248 211ZM247 213V211H246V213H244V217H245V215H247L248 214ZM253 213H255L254 211H253ZM259 213V212H258ZM257 213V214H258ZM262 213H263V211H262ZM48 214H50L51 215V213H49L48 212ZM47 214V215H48ZM80 215H81V213H79ZM100 214V213H99ZM106 214V213H105ZM142 214V212L140 213V214H137V215H139L138 217L136 216V214H134V218L135 219H132L131 217H132V215L129 217L128 215V220L126 221V220H123L121 217L122 216H119V221H118V223H116V224H119V222H122L123 223V225H125V228H122V223H121V229L124 231V230H126V228H127V231H124V232H120V230L118 229V228H120V227H118V228H116V230H117V233L115 232L116 230H115V228H114V232L116 233L115 235L113 234L114 232L111 230V232H113L111 235H110V225L106 222L105 223V225H109L108 226V228H107V226H106V229L104 228V225H102L103 227H102V230L100 231V229L101 228H99V226L101 227V225H99V224H97L96 225V222H95V226H94V224H89L91 221L87 218V220H89V222L88 221H86L85 220V223L87 222V224H89V225H91L90 227H92V228H89L88 227V229L90 230V231H88L90 234L88 235V234H86V237H83L82 238V241H83V244H82V246L80 247V253H81V260H83V261H80L81 262V264H82V262H84L85 264H100L99 263V256H100V258L102 259V257H101V255H102V252H103V254H104V252H105V257H107L106 255H107V250L106 249H104L105 247V245L104 244H107L106 242H108V241H110V244L112 243L111 241H114V240H112V238L113 239H115V237L117 238L118 237V234L119 233H121L120 235H121V240H122V236L125 238V236L127 235L128 236V234L130 235V238L132 239V236H133V239H132V241H133V244H132V242H131V240H129V242H127L128 241V237H127V239H125V240H127L126 242L124 241V239L121 241V242H125V244H126V246H129V248L130 247H132L133 245H135V243H137V241H136V239H139L140 237L137 235H135V234H137V232L135 233V232H132V233H130L131 231H133V229H137V228H141L140 229V231L143 229L145 232V234H146V232H149L150 230V232L151 233H155L154 231H155V226L157 227V225L159 226V224L160 225H162V223H161V221L163 220V217H162V219L160 220V222H158V221H156V224L157 223H159V224H155L154 225V227H152L151 225H153V222H152V224H150V220H152V219H150L149 220V218H148V216H146V219L147 220H149V221H147L146 220V223H145V219H144V217H143V220H140V219H138L139 217H141L140 215ZM180 214V213H179ZM193 214H194V212H193ZM208 214V213H207ZM257 214H255V215H257ZM261 214V213H260ZM46 215V216H47ZM68 215H70L71 217H73L71 220H70V216L68 217ZM92 215H94V214H92ZM107 215H108V213H107ZM106 215V217H109V216H107ZM121 215V214H120ZM124 215V214H123ZM126 215V214H125ZM145 215V214H144ZM147 215V214H146ZM185 215V214H184ZM196 215H198V214H196ZM196 215H194V216H196ZM205 215V219H206V214H204ZM231 215V214H230ZM249 215V214H248ZM254 215V216H255ZM261 215H264V214H261ZM39 217V218H37V220H36V217ZM76 217H79V216H77V215H75ZM89 216V215H88ZM96 216V215H95ZM114 216H117V215H114ZM143 216V215H142ZM180 216H182V215H180ZM180 216L179 217H173V218H180ZM189 216V215H188ZM191 216V215H190ZM198 216H200V215H198ZM198 216H197V218H198ZM227 216V215H226ZM60 217V218H59ZM84 217V216H83ZM91 217V216H90ZM100 217V216H99ZM98 218V220H100V223H101V220L105 217V215H104V217L103 218ZM137 217V218H136ZM166 217V216H165ZM167 217H169L168 216V214H167ZM185 217V216H184ZM183 216H182V218H184ZM216 217V216H215ZM215 217H212V218H215ZM220 217V216H219ZM233 216H231V218H232ZM242 217V216H241ZM258 217H260L259 219H261V222L262 221H264L263 220V218L264 217H262L261 218V216H258ZM35 219V221H33L32 219ZM53 218H55V216L53 217ZM67 218L65 217V222H66V227L69 225V223H67ZM84 218H86V215H85V217ZM113 218V217H112ZM120 218L122 219V221H120ZM123 218L124 219H126L124 216H123ZM129 218H131V219H129ZM152 218V217H151ZM190 218V217H189ZM195 218L196 217H194V218H192V219H194L195 220ZM196 218V219H197ZM218 218V217H217ZM223 218H225V217H223ZM230 218V219H231ZM237 218H240L239 216H237ZM243 218V217H242ZM253 218V217H252ZM47 219V218H46ZM51 219V217L49 218V220ZM168 219V218H167ZM181 219V218H180ZM180 219H179V221H180ZM186 218H184V220H185ZM191 219V218H190ZM203 218H201V220H202ZM207 219H208V217H207ZM211 219V218H210ZM209 219V220H210ZM225 219H227V218H225ZM243 219H245L246 220V218H243ZM242 219V220H243ZM255 219V218H254ZM258 219V221H260ZM48 220V219H47ZM57 220V221H58ZM61 220V219H60ZM97 220V221H98ZM111 220V219H110ZM109 220V221H110ZM133 220L134 221H138V223H139V220H140V223H145V224H147V228L146 229H144L145 227H143V226H141V224L139 223V224H137V222L136 223H134L133 222ZM165 220V219H164ZM176 220V219H175ZM234 219H232V221H233ZM53 221V220H52ZM56 221V220H55ZM103 221H104V219L102 220V223H103ZM106 221V220H105ZM124 221H126V222H124ZM131 221V222H130ZM142 221V222H141ZM154 221V220H153ZM181 221H182V219H181ZM186 221V220H185ZM188 221H190L189 219L186 221V222H184V221H182L183 223L182 224H184V223H186V224H188ZM196 221V220H195ZM207 221V220H206ZM214 221V220H213ZM222 218H221V223H222ZM229 222H230V220H228ZM227 221V222H228ZM231 221V222H232ZM236 221V220H235ZM252 221V220H251ZM254 221V220H253ZM33 222V223H32ZM42 222L40 223V224H42ZM45 222L47 223V222H49V221H46L45 220ZM54 222V221H53ZM63 222V221H62ZM64 222V223H65ZM113 222V221H112ZM149 222V223H148ZM190 222H194L193 220L192 221H190ZM203 222H204V220H203ZM217 222V221H216ZM236 222H239V221H236ZM241 222V221H240ZM247 222V221H246ZM52 223V222H51ZM57 223V222H56ZM56 223H53V224H55L56 225ZM58 223H59V221H58ZM98 223H99V221H98ZM101 223V224H102ZM109 223H111V222H109ZM166 223H167V221H166ZM176 223H178V222H176ZM196 223H197V221H196ZM195 223V224H196ZM219 223V222H218ZM218 223L216 224V225H218ZM220 223V224H221ZM224 224L226 223V222H223ZM248 223V222H247ZM264 223V222H263ZM112 224V223H111ZM115 224V225H116ZM133 224H136V225H133ZM168 224H170V223H168ZM179 224V223H178ZM190 224V223H189ZM188 224V226H190ZM192 224V223H191ZM194 223L192 224L193 226L195 225ZM199 224V223H198ZM202 224H205V223H202ZM211 224V223H210ZM213 224V226L215 225L214 223H212ZM212 224H211V227L210 228H212ZM219 224V225H220ZM235 224V223H234ZM237 224V223H236ZM239 224V223H238ZM237 224V225H238ZM241 227L242 226H246V223H245V225H243L244 223H242L241 222ZM249 224V223H248ZM261 224V223H260ZM260 224H259V228L260 227H262V228H260V229H262L263 230V226H260ZM31 225V226H30ZM49 225V224H48ZM70 225H72V224H70ZM84 225V224H83ZM99 225V226H98ZM114 225V226H115ZM140 225V226H139ZM180 226H179V228L182 226L181 224H179ZM207 225V224H206ZM228 225V224H227ZM226 225V226H227ZM251 225V224H250ZM248 226V228L247 229H249V227H251V226ZM256 226L258 225V223H256L255 224ZM262 225V224H261ZM264 225V224H263ZM42 226V227H41ZM58 226V225H57ZM56 226V227H57ZM60 226H61V224H60ZM59 226V227H60ZM62 226H63V223H62ZM75 226V225H74ZM85 227H87V225L85 224L84 225ZM83 226V227H84ZM96 226L98 227V229L96 228ZM111 226H113V225H111ZM117 226H119V225H116V227ZM135 226L137 227V228H135ZM139 226V227H138ZM162 226H164V224L162 225ZM230 226H234V225H230ZM229 225L227 226V227H230ZM246 226V227H247ZM252 226H254V225H252ZM255 226V227H256ZM32 227V228H31ZM49 227V226H48ZM52 227V226H51ZM58 227V229H60ZM65 227V226H64ZM69 227H71V226H69ZM169 227H171V226H169ZM195 227L197 228V226L195 225ZM208 227H209V225H208ZM215 227V226H214ZM219 227V226H218ZM225 226H223V230L222 231H225L226 229L224 228ZM226 227V228H227ZM236 226H234V228H235ZM245 227V228H246ZM54 228L55 227H53L52 229H53V231L55 232V230H54ZM75 228V227H74ZM105 230H104V229ZM148 228L150 229V230H148ZM159 228H160V226H159ZM159 228L156 230V233L154 234V235H156L155 237H157V234H158V236L159 235H164V234H160V233H158L157 231H159ZM168 227H166V229H167ZM192 228V227H191ZM191 228H190V230H191ZM194 228V227H193ZM192 228V229H193ZM207 228V227H206ZM216 228V227H215ZM220 228V227H219ZM237 228V227H236ZM236 228H235V230H236ZM257 228V227H256ZM48 229H50V228H48ZM47 229V230H48ZM58 229H56V233H57V231H58ZM63 228L61 227V230H62ZM65 229V228H64ZM67 229V228H66ZM73 229V228H72ZM111 229H112V227H111ZM128 229L130 230V232L128 231ZM161 229V228H160ZM170 229V228H169ZM189 229V228H188ZM198 229V228H197ZM221 229V228H220ZM225 229V230H224ZM229 229V228H228ZM233 228H231L230 230H232ZM241 229V228H240ZM243 229V228H242ZM251 229H254V227H252ZM258 229V228H257ZM256 229V230H257ZM42 230H44V232L42 231ZM69 230V229H68ZM121 230V231H122ZM142 230V231H143ZM147 230V231H146ZM154 230V231H153ZM163 230H165L164 228H163ZM172 230V229H171ZM170 230V231H171ZM196 229H194V231H192V232H194V233H196V231L198 232V230H196ZM204 230H206L205 229V227H204ZM212 230V229H211ZM210 230V231H211ZM229 230V231H230ZM255 230V231H256ZM261 230V231H262ZM49 231V230H48ZM52 231V230H51ZM63 231V230H62ZM65 231V230H64ZM70 231H71V229H70ZM74 231V230H73ZM76 233L78 232L77 231V228H76ZM74 231V232H75ZM102 231H105L104 233L102 232ZM118 231H119V233H118ZM138 232V234L139 233H141V232ZM167 231V230H166ZM166 231H164V232H166ZM172 231H174V230H172ZM182 231V230H181ZM219 231H221V230H219ZM218 231V232H219ZM221 231V232H222ZM238 231H240L239 230V228H238ZM246 231V230H245ZM252 231V230H251ZM258 231H259V229H258ZM258 231H256V232H258ZM59 232V231H58ZM69 232V231H68ZM109 233V235L107 234V233ZM126 232V233H125ZM149 232V233H150ZM163 232V233H164ZM191 232V231H190ZM212 232L213 231H211L210 233L212 234ZM214 232H216V230L214 231ZM213 233V234H219L220 233V235H218V236H216V235H214V236H212L211 234H207L208 233V231H207V233H205L206 234V236H205V234H203L202 235V232H201V235L202 236H205V237H203V239L202 240H200L201 238H200V236H198L199 238H198V240H195V242L192 240L191 242H188V244H187V242H186V244H179L178 245V243L177 242H175L174 240V243H173V241H171L169 238H170V236H168L169 238L168 239H164V243H162L161 244V246H160V244L159 245H157L158 243H156L155 244V246H153V247H149V250H147L148 248H145L146 249V253H147V255L145 256V255H143V250H141L140 249V247H138L139 245H141L140 243H141V240L138 242V246H137V244L134 246L135 248L134 249H136V251H137V249L139 248V250H141V251H143L142 252V254L141 255H139V253L141 252H138V255L141 257H143V256H145V257H143L142 259L141 258H138V260H140V261H138L139 263H141V264H205L206 263V261H211V259H212V261H213V258H214V256L213 255H216V257L218 256V253H220L221 254V256L223 255V256H226L227 257V259H228V257H229V259L231 258V259H237V260H235V262H238V264H240V263H242L244 260L243 259H246V261H244L245 263L247 262L248 264H249V260H248V257H249V259L252 261V258H250V257H252V254H253V250H251L252 249V247H251V249L249 250V247H248V240H252V239H254V238H252V239H248L247 240V242H246V244H247V246H246V248L248 247V249L247 250H240L239 248L242 246H238V244H236V243H234V241L236 240L235 238H233V239H235L234 241H233V239H232V237H230V235H229V233L226 235V237L227 236H229L230 237V239L229 240H227L226 238H225V236H224V234H225V232H222V233H224V234H222L221 232H219V233ZM232 232H234V231H232ZM231 232V233H232ZM235 232H237V231H235ZM234 232V233H235ZM256 232H253V233H255V234H259V233H256ZM55 233V234H56ZM61 233V235H63L62 234V232H60ZM72 233V232H71ZM124 233V234H123ZM135 233V234H134ZM143 233V232H142ZM143 233V234H144ZM149 233H147V235L149 234ZM166 233H168L169 234V231L168 232H166ZM165 233V234H166ZM241 233V232H240ZM245 233V232H244ZM43 234V235H42ZM53 234V233H52ZM64 234H68L67 232L66 233H64ZM106 234H107V238H108V241H105L104 240V238L103 237H105L106 236ZM123 234V235H122ZM133 234V235H132ZM144 234V235H145ZM170 234H171V232H170ZM222 234V235H221ZM251 234V233H250ZM262 234H263V232H262ZM47 235H49V234H47ZM59 235V234H58ZM57 235V236H58ZM71 235V234H70ZM102 235V236H101ZM117 235V236H116ZM132 235V236H131ZM135 235V236H134ZM140 235V234H139ZM150 235V234H149ZM148 235V236H149ZM182 235V234H181ZM189 235V234H188ZM209 235V236H208ZM212 237H211V236ZM232 235V234H231ZM233 235H235V234H233ZM237 236H239V232L236 234ZM249 235V234H248ZM254 235V234H253ZM260 235V234H259ZM22 236H24L25 238H21ZM50 236V235H49ZM52 236H54V235H52ZM57 236H55V237H57ZM66 236V235H65ZM69 236V235H68ZM79 236V235H78ZM88 236H90V237H88ZM108 236H110L111 237V240H110V238L108 237ZM115 236V237H114ZM147 236V237H148ZM153 236V235H152ZM167 236V235H166ZM184 236V235H183ZM183 236L181 237V238H183ZM189 236H191V235H189ZM220 236H222V237H220ZM244 237H246L245 235H243ZM257 236V235H256ZM261 236V235H260ZM260 236H259V238H260ZM264 236V235H263ZM36 237H37V239H36ZM51 237V236H50ZM49 237V238H50ZM60 237V236H59ZM64 237V236H63ZM73 237V236H72ZM72 237H71V240H72ZM136 239H135V238ZM150 237V239L151 240H153L152 239V237L151 236H149ZM155 237H154V239H155ZM193 239H197L195 236H191ZM195 237V238H194ZM236 237V236H235ZM240 237V236H239ZM244 237L242 238V240L244 239ZM252 237H254V236H252ZM258 237V236H257ZM46 238V237H45ZM45 238H44V240H45ZM101 238H103V240H101ZM107 238H105V239H107ZM119 238V239H120ZM142 238V237H141ZM140 238V239H141ZM160 238H161V236H160ZM164 237H162V239H163ZM237 239H239L238 237H236ZM246 238H248V237H246ZM251 238V237H250ZM263 238V240H264V237H262ZM262 238H261V240H262ZM48 239V238H47ZM46 239V240H47ZM54 239V238H53ZM98 239H100L102 242H104L105 241V243L104 244H102V242L100 241V240H98ZM144 239V238H143ZM143 239H142V245L141 246H143V245H145L146 243L144 242L143 243ZM145 239H147V240H150V239H148V238H146L145 237ZM172 239V238H171ZM185 240H187L186 239V237L184 238ZM258 239V238H257ZM43 240V239H42ZM58 240V242H60L61 241V239H57ZM65 240V239H64ZM68 240V239H67ZM70 240V239H69ZM200 240V241H199ZM245 240V239H244ZM55 241V240H54ZM73 241H74V238H73V240H72V243H73ZM76 241V240H75ZM115 241H116V239H115ZM134 241H136L135 243H134ZM162 241V240H161ZM190 241V240H189ZM231 241V242H230ZM232 241H233V243H232ZM240 241V240H239ZM256 241V240H255ZM259 241V240H258ZM47 242V241H46ZM48 242H50V240L48 241ZM130 242H131V244H130ZM156 242V241H155ZM163 242V241H162ZM253 242V241H252ZM257 242V241H256ZM66 243H67V241H66ZM68 243H70V242H68ZM71 243V244H72ZM76 243H77V241H76ZM115 244L117 243V241L116 242H114ZM114 243H113V246L111 245V248L109 249V250H111V249H113V252H112V254L113 253H115L114 251H115V249L116 250H118V248H120L119 249V251L121 250L122 251V253H123V249H122V247H119V246H121L120 244H118V246H116L115 247V245H114ZM119 243H120V240H119ZM254 243V242H253ZM263 243H264V241H263ZM263 243H261V245L263 244ZM41 244V243H40ZM43 244H45V241H44V243ZM50 244H52V243H50ZM54 244H57V243H54ZM54 244H53V246H54ZM61 244H63V243H61ZM60 244V245H61ZM65 244V243H64ZM81 244V243H80ZM108 244H109V242H108ZM116 244V245H117ZM164 244V245H163ZM233 244V245H232ZM240 244H242V243H240ZM59 245V248L61 247ZM76 245V244H75ZM74 244L73 245H71V246H74V247H76ZM163 245V246H162ZM238 247H237V246ZM251 245V244H250ZM36 246V245H35ZM38 247L40 246V245H37ZM58 246V245H57ZM65 246V245H64ZM64 246H63V248H64ZM70 245H69V247H71ZM78 246V245H77ZM103 246V248H101ZM108 246V245H107ZM106 246V247H107ZM234 246V247H233ZM55 247V246H54ZM53 247V248H54ZM138 247V248H137ZM145 247H148V245L146 246L145 245ZM242 247H244V246H242ZM241 247V248H242ZM261 247V246H260ZM263 247V246H262ZM262 247H261V249H259V247H258V253L256 254L257 256H256V258H254L253 259V261H254V263L255 262H257V260H258V262L262 259L263 261L261 262L262 264H263V262H264V253H262V255H260L261 254V252L263 251L264 252V250L262 249ZM30 248H31V250H30ZM52 248V249H53ZM59 248H57V249H59ZM68 248V246L66 245V247L64 248V249H67ZM142 248V247H141ZM254 248V247H253ZM23 249V250H22ZM55 249V248H54ZM57 249H56V251H57ZM61 249V248H60ZM70 249V248H69ZM103 249V250H102ZM132 249V253H133V247L131 248ZM177 249V250H176ZM243 249V248H242ZM245 249V248H244ZM21 250L22 251H24L25 253L24 254H22V252H21ZM28 250H30L31 251V253H30V251H28ZM51 250V249H50ZM63 250V249H62ZM61 250V251H62ZM70 250H72V249H70ZM69 250V251H70ZM75 250V249H74ZM102 250V252H100ZM105 250V251H104ZM176 250V251H175ZM262 250V251H261ZM52 251V250H51ZM60 251V252H61ZM68 251V250H67ZM107 251V252H106ZM120 251V252H121ZM128 251V250H127ZM131 251V250H130ZM171 251H172V254H173V256L171 255ZM246 251H250V253L248 252H246ZM33 252V253H32ZM53 252V251H52ZM63 252H65V251H63ZM62 252V253H63ZM71 252V251H70ZM135 252V251H134ZM246 252V253H245ZM251 252H252V254H251ZM260 252V253H259ZM20 253L22 254V255H20ZM50 253V252H49ZM55 253V252H54ZM67 253H69V252H67ZM101 253V255H99ZM117 254H118V252H116ZM121 253V254H122ZM127 254H126V256L127 255H133V254H131V252H130V254H129V252H126ZM34 254V255H33ZM58 254H59V252H58ZM110 254V256L108 255V257H107V262L109 261V263L108 264H110V262H111V260H116V264H117V262L119 261V259L120 258H118L120 255L118 254V257H116L117 259H113L115 256H114V254L112 255L111 253H109ZM117 254H116V256H117ZM148 254H149V256H148ZM244 255V258H243V255ZM245 254H248V255H246V256H248V257H245ZM251 254V255H250ZM258 254L260 255V257H258ZM26 255V254H25ZM50 255H51V253H50ZM70 255H72V254H70ZM137 255V256H138ZM241 255H242V258L240 259L239 257H241ZM250 255V256H249ZM39 256H41V255H39ZM53 256H55L56 257V255H53ZM58 256H60V255H58ZM57 256V257H58ZM113 256V258L111 259V257ZM136 256V257H137ZM147 256H148V258H147ZM174 256H176L175 258H174ZM222 256V257H223ZM62 257V256H61ZM70 257V256H69ZM68 257V258H69ZM71 257H74V256H71ZM213 257V258H212ZM19 258V260L17 261V259ZM37 258V257H36ZM35 258V259H36ZM41 258V257H40ZM39 258V259H40ZM59 259H60V257H58ZM130 261H132L131 260V256L130 257H127ZM134 258V257H133ZM132 258V259H133ZM173 258V259H172ZM209 258V259H208ZM220 258V257H219ZM224 258V257H223ZM223 258H222V260H223ZM23 259H21L20 261L23 263L24 261H23ZM44 259V258H43ZM72 259H74V258H72ZM100 259V260H101ZM105 259V258H104ZM104 259H102V260H104ZM109 259H111V260H109ZM172 259V260H171ZM208 259V260H207ZM226 259V260H227ZM256 259V260H255ZM37 260V259H36ZM40 260H42V258L40 259ZM58 260V259H57ZM61 260H62V258H61ZM121 260V259H120ZM136 260V259H135ZM218 260V259H217ZM220 260H221V258H220ZM225 260V261H226ZM243 260V261H242ZM19 261V262H20ZM29 261L27 262V263H25V264H28L29 263ZM35 261V260H34ZM30 262L29 264H35V262ZM39 260H37V262L36 263H38L39 264V262H38ZM46 261V260H45ZM62 261H64V260H62ZM129 261V262H130ZM209 261V262H210ZM215 261V260H214ZM213 261V262H214ZM224 261V260H223ZM223 261H220V262H222V264L225 262H223ZM228 261V260H227ZM242 261V262H241ZM251 261H250V263H251ZM47 262V261H46ZM132 262H134V260L132 261ZM209 262H207L206 264H208ZM220 262H218V263H220ZM231 261L229 260V263H230ZM244 262H243V264H244ZM48 263V262H47ZM83 263V264H84ZM112 264H114V262H111ZM120 262H118V264H119ZM253 263V262H252ZM251 263V264H252ZM21 264V263H20ZM42 264V263H41ZM128 264H131V263H128ZM133 264H135V263H133ZM136 264H138V263H136ZM211 264V263H210ZM213 264V263H212ZM221 264V263H220ZM225 264H228V262L227 263H225ZM231 264H234V262L232 263L231 262ZM256 264V263H255ZM260 264V263H259Z\"/></svg>",
    "mask_w": 264,
    "mask_h": 264
},
{
    "label": "rangeland",
    "instance_id": "374dc122",
    "mask_svg": "<svg viewBox=\"0 0 264 264\" xmlns=\"http://www.w3.org/2000/svg\"><path fill=\"white\" fill-rule=\"evenodd\" d=\"M110 16H113L112 18H114L115 20H116V18L118 17V16H116L114 13H112V15H108V17H107V20H108V22H110L111 23V25H113L112 26V28L114 27V25L116 24V22H117V20L115 21V24H114V19H111V18H109ZM119 18V17H118ZM117 18V19H118ZM111 19V20H110ZM110 20V21H109ZM113 20V21H112ZM119 20V19H118ZM113 22V23H112ZM120 22V21H119ZM119 22H117V25L119 24ZM138 23V25H139V23L140 22H137ZM162 23V22H161ZM130 24H132V27H134V29H132L131 30V28H129L128 26H131ZM120 25H121V23H120ZM119 25V27L121 28V26ZM134 25V23H129V24H124V25H122L123 26V28L121 29V35L119 34V32H118V34L120 35V36H118L117 34V36H118V38H120L121 39V41H123V50H121V49H119L120 51H121V53H122V51L124 52L123 54H125V57H127V59H131L132 57H137V58H141V61L140 62H138V63H131V64H129V68H128V66H127V68H124L122 71H124L125 72V74L126 75H122V79H121V81L119 82V83H116V81L114 82L113 81V84H112V86L110 87V85H108V84H111V83H109V81L107 82V80H99V81H101V82H105L106 83V85L105 84H103V83H101V82H97L96 84H95V86L97 87H95L96 88V92H102V90H103V93H105V92H108V90H110L109 92L110 93H106L107 94V96H109L110 94L112 95H117V97L119 98V100H118V98L117 99H115V96H114V100H113V96H109V98H112V99H110L109 100V98L106 96V94H102V93H97L98 94V96H99V98L100 97H102L101 98V100L100 99H98V98H96V97H98L97 96V94L95 93V90L93 89V92H94V94L93 95H95L96 94V96H93V95H91L92 97H87L88 99H90V98H92L91 100H93L92 102L89 100V101H87L86 99H83L84 101L86 100L87 102H91V103H89L90 105L89 106H87L88 104H86V106L89 108V110L87 111V107H85V108H82V112H80V114L79 115H77L78 116V118H76L77 116H75L74 115V117H75V121H74V117H73V112L71 113L70 111V114H68L69 112H67V116L66 117H63V118H65V119H63L62 121V124L63 123H67L68 122V124H69V126H71V128L68 126V124H66L67 126H68V129L70 128L72 131L73 130H75L74 128H76L77 130H78V132L81 134L82 133V135H80L79 133H78V135H79V137L77 138V140H78V142H80V146L82 147V149H80L81 151H78L76 148L74 149V138H72V136H71V131H69L68 129H67V133H69V134H67L66 132V134L64 133V135L66 136V135H68V136H66V138H65V136H63L65 139H61L60 137L56 140H48V141H46L45 142V151H48L47 150V147H48V149H49V152L47 153L48 155H47V157L50 155V153H51V156H52V153L53 154H55L56 152L58 153V155H62L61 157V159L60 158H58L57 157V160H50V158H47V157H45V162L47 163V164H51V166L53 167V168H61L62 167V165H64V167L63 168H61L62 169V171H60L61 169H56V173H58V175H60V181L58 182V184L59 183H61V184H63L64 186H61V184L60 185H58V187H56V188H58V191H57V189H55V190H53L52 191V193H53V199H54V201L53 202H56L54 205H52L53 206V208L51 207V206H49V210H47L49 213H51V215L50 214H48V212H47V216L46 215H44V216H39L40 218L41 217H43V219L45 218V220L46 221H49V222H45V220H43L42 218V220H43V222L40 220V222L37 220V218H39L38 216L36 217V220H37V225H38V223H39V226L40 225H43V229H44V226H45V229L47 228H50V229H46L45 230V232H44V230H42L45 234H44V238H45V240H44V238H43V236H41V238L43 239H39L40 241H42V242H39V241H37L36 243L37 244H35V242H34V247H31L33 250V252H37V253H35V256L37 257H34V256H32L31 258H30V260L33 262L34 260V262H35V264H38V263H36L37 262V260H39L38 262H39V264H81V262L80 261H83V260H81L82 258H81V253H80V247L82 246V244H83V241H82V238L83 237H86V234H90L88 231H90L89 229H88V227L89 228H92V227H90L92 224H94V226H95V222H96V225L97 224H99V225H101V227L99 226V228H101L100 229V231L102 230V225H104V228L106 229V226H107V228H108V226L110 227L109 229H110V232H111V230L114 232L115 230H116V228H118V227H120V228H118L119 230L121 229V226H122V228H125V225H123V223L122 222H119V224H116V223H118V219H119V216H122L121 218L123 219V220H128V216L130 217L132 214H127V211H128V209L130 210V209H132L131 207H133L134 206V208L135 209H139V210H141V212H142V214L140 215L141 217H139L138 219H140V220H143V217H144V221H145V223H146V220L149 218V220L150 219H152V220H147V221H149L150 222V224H152V222H153V225H151L152 227H154V225L156 224V221H158V222H160V220L162 219V217H163V220L161 221V223H162V225L164 224V226H162V225H160L159 223H157V224H159V226H160V228H159V226L157 225V227L155 226V233H156V230L159 228V231H157L158 233H160V234H164L163 236L162 235H159L158 236V234H157V237H155L156 235H154L155 233H151L150 231V229L148 228V230H150L149 232H146V234L144 233L145 231L143 230H141L140 231V225L138 226L139 228H137L136 226V224H133V225H136L135 226V228H137V229H133V231H131L130 232V230L128 229V231L130 232V233H132V232H137V234H135L136 236L138 235L140 238L139 239H136L135 237V239H136V241H137V243H135L136 241H134V243H135V245L137 244V246L139 245L138 244V242L141 240V245H142V239H143V243L145 242L146 244V246L148 245V247H145V245H143V246H141V245H139L138 247H140V249L141 250H143V251H141V250H139V248L137 249V251L138 252H140L139 253V255H141L142 254V252H143V255H147V251H146V249L145 248H148L147 250H149V247H153V246H155V244L156 243H158L157 245H159L160 244V246H161V244L162 243H164V239L166 240V239H168L169 237L168 236H170V240L171 241H175V242H177L178 243V245L179 244H186V242H187V244H188V242H191L192 240L195 242V240H198V236H200V240H202L203 239V237H205L206 236V234L205 233H207V231H208V233L207 234H211L210 232L211 231H213L212 232V236H214V235H216V236H218V235H220V233L219 232H221L223 229V226H225L224 228L226 229H224L225 231H222V232H225V234L224 233H222V234H224V236H225V238L227 239V240H229L230 239V237H232V239L233 238H235V239H233V241H234V243H236V244H238V246H244V247H240L239 249L240 250H247L248 249V247H249V250L251 249V247H252V249L251 250H253V254H252V252H251V254H252V257H250V258H252V261L249 259V257L248 256H246V255H248V254H245V257H248V260H249V264H251L252 262V264H262L261 262L263 261L262 259L258 262V260H257V262H255L254 263V261H253V259L254 258H256V254L258 253V247H259V249H261V247H262V249L264 250V243H263V238L262 237H264L263 235H264V221H262L261 222V219H259L260 217H258V216H261V218L262 217H264V215H261V214H264V196L262 197V195H264V112H263V110H264V108H263V110H262V112L260 111V114H258L257 112L258 111H256V110H254L253 109V107H255L256 106V104H255V106L253 105L254 103H256L257 101H258V99L256 100L255 98H256V96L258 97V98H260L257 94H255L254 93V91L252 92L251 90H250V92L251 93H254L256 96H254L255 98L254 99H252V97H251V100H250V98H247V97H245V94L247 93V91L246 90H248V93H249V86H248V83L247 82H249V81H251V80H249V78H248V80L247 81H245V79L247 78L246 77V75H248V73H249V71H248V73H247V71L246 70H249V67H250V69H251V66H254V62L253 63H250V61L252 60V59H250V58H246L247 59V63H245V61H243V63H245V64H248V65H250V66H246V65H244V66H246V67H248L247 69H246V67H245V71H244V69H243V67L244 66H242L243 65V63H242V65H240V64H238V62H237V60L236 59H233V58H235L236 56H237V59H238V56H239V54L241 53V54H243L244 55V52L246 53V51L248 52L249 51V49H250V51H252V49L251 48H247V44H245L246 45V48L248 49H246L245 48V46L244 45H242V46H244L243 48H245V50L246 51H244L243 53H242V47H240V49L238 50L237 48H238V46H235V44H234V46H233V44H232V47H234V48H231V47H227V45H228V40H232L231 41V43H233V42H236V41H234V39L232 38V36L234 35H232L231 36V34H229V33H232V31L231 32H226L223 36H220L221 38H220V41L221 40H223V39H225V36L226 37H228V38H226V40L225 41H227L226 43H224V41H223V43H222V41L220 42L219 40H218V42L219 43H222V44H226V45H223L224 47H222V50L221 49H219V47L221 48V45L219 46V47H217L218 45H219V43L217 42V46L215 45V47H213L212 49L210 48V50H207V51H209L210 53H212V52H215V54L217 55V56H219L220 55V51H224V48H226V50L223 52L225 55H223V56H226V57H224L225 59H226V62H228L227 64H223V65H225V68L223 69V65H222V63H218V64H221V65H219L218 66V64L216 63H212V62H215V61H217V59L219 60V58L220 57H216V55L214 54V53H212L211 54V56H210V53L209 52H207L206 54L208 55L209 54V58H211V59H209L208 58V63H209V66H210V64H212L210 67L208 66L207 68L204 66V65H208L207 63L206 64H204V63H202L203 64V66L205 67H203L202 69H204V72L207 74V72H208V76H210V78L208 77L207 78V75L205 74V73H203L202 72V74L200 73V71L198 70V69H201V68H198V67H201L199 64H198V66H197V71H195V72H192L193 73V77H191L190 76V74H188L189 76L188 77H190V78H195L194 77V73H200L201 75H199V73H198V75L200 76V79L202 78V81L203 82H205L203 85H206L209 89H211L210 90V92H211V94L214 96V97H212L211 95H209L210 94V92H209V90H208V88H206L205 89V92H203L204 90H203V88H205V87H203V85H202V83L203 82H201V80L199 81V78H197L196 77V82L195 81H188V82H186L185 81V79L186 80H188L187 79V77L185 78L184 76H183V78L184 79H181L180 77H176V74H177V72H176V74L175 73H172V74H175V77L176 78H179V80L182 82V80L184 81V83L186 84V83H188L190 86L188 87V84L187 85H184L183 87L182 86H180L178 83H180V81L178 82H176V80H175V77H174V80L175 81H173L172 79H173V77L171 78L170 76H168L167 77V75L166 74H168V73H171L174 69H176L177 70V68H175L176 66L178 67L179 65H181V64H185V62L188 60L187 58H189L190 56L189 55H192L191 53H190V48L191 47H193L192 45H190V48L188 49L187 47H189V42H187V40H188V36L187 37H185V36H183V34H184V32H183V34H182V36L183 37H185V39H187V40H185L184 39V41H186L187 43H186V45L188 44V46H186L185 45V42H183L184 44L182 45V46H185L184 48L186 49H188V51L189 52H187V49H186V52H187V55H188V53H190L188 56H184V57H186V61H185V58H184V61L185 62H183L182 60H180V59H183V58H178L177 59V57H178V55H176L177 57H174L175 58V62H176V59L177 60H179L180 62H178V64L177 63H175L174 64V62L172 61L171 62V60H170V62H171V64H169V61H167L165 64L166 65H164L163 66V64H162V66L164 67V68H166V69H164V68H162L161 67V70L163 69L164 71V73L163 72H160L161 70H159L160 68V62L162 63L163 61H166V60H163V61H161L162 60V55H161V59H160V62H159V60L157 61V59H159L160 57V55L159 54H157L158 52L160 53H162L163 55H167V52H169L168 50H167V48H166V39H167V37H166V39H164L165 41H162V39L161 40H158V46L159 45H161V44H163V43H161V42H165L163 45L164 46H162V47H165L164 49L166 50V52H165V50H161V46H159V48L160 49H158V47H155L154 48V45L155 46H157L156 45V43L157 42H155L154 43V39H152V38H154L155 37V41H156V38H157V36L158 35H160V37H161V34L163 35V32L160 34L159 32V34L157 35L156 33L155 34H153L152 33V35H150L151 33L150 32H152V31H154V29L151 31V29H150V32H149V30H147V31H145V32H149V34L147 33V35L145 34V32L143 31V29L145 28L144 26H142V30L140 29L141 28V26L138 28V29H140L141 31L139 32H137V31H135V29L137 28H135V26H133ZM135 25H137L136 23H135ZM137 25V26H138ZM115 27H117V26H115ZM114 27V28H115ZM118 28V27H117ZM117 28H115V30H116V32H117V30L119 29H117ZM156 30L158 31V29L156 28ZM156 30H155V32H156ZM213 30V29H212ZM120 31V30H119ZM137 32V33H135V32ZM229 31V30H228ZM144 32V33H143ZM209 32H212V35L214 36V34H213V32L214 31H211V30H209ZM114 34H115V31L113 32ZM141 33H143V34H145V38H146V36L148 37L149 36V38H151V36H152V40L150 39V41H152V42H150V41H148L149 43H150V45L153 43V48H152V51H153V49H155L156 50V48H157V52H155V50L153 51V53H152V51H149V52H151L152 54V57H151V55H149L151 58H153V59H151L152 61H150V62H154L153 64L151 63L150 64V62H149V64H144V62H146V60H144V58L143 57H140L141 56V54H140V56H139V49H141L142 50V48H140L139 47V49H138V51L135 49L136 47H138V46H134V44H133V42H130V40L129 39H131V41L133 40V38L132 37H134V40L137 38V40L139 39V41H140V43H135V44H138L139 46H141L142 44L141 43H145L146 42V40L145 39H143L144 37L141 35ZM182 33V32H181ZM181 33H180V35H181ZM187 34H188V32H186ZM189 34H191V32L189 33ZM230 36H229V35ZM113 35V34H112ZM154 35H156V36H154ZM165 35H167V33H165ZM172 35V34H171ZM179 35V33L177 34V36ZM193 35H194V33H192V38H193ZM228 35V36H227ZM176 36V35H175ZM176 36V37H177ZM182 36H180V38H182ZM130 37V38H129ZM159 37V36H158ZM176 37H174L175 39H173V37H172V39H173V41L176 43ZM194 37H196V35H194ZM223 37V38H222ZM234 37V36H233ZM129 38V39H128ZM148 38V39H149ZM162 38H163V36H162ZM170 38H171V36H170ZM219 38V37H218ZM147 39V38H146ZM172 39H170L171 40V42H172ZM133 40V41H134ZM137 40H136V42H137ZM169 40V39H168ZM183 41V38L182 39H180V41ZM191 40V39H190ZM192 40H195L194 38L192 39ZM191 40V41H192ZM178 41V40H177ZM179 41V42H180ZM196 41V40H195ZM198 41V40H197ZM135 42V41H134ZM170 42V41H169ZM168 43V45H170V44H173V43ZM148 43V44H149ZM160 43V44H159ZM192 43H194V42H192ZM195 43H197V42H195ZM193 44V45H197V44ZM230 43V42H229ZM141 44V45H140ZM147 44V43H146ZM146 44H143V48H146V47H148V46H145ZM178 44V43H177ZM176 44V45H177ZM191 44V43H190ZM175 45V49H176V52H177V49L179 50L182 46H180L179 48L177 47ZM114 46V48L116 47L117 48V44L116 45H111L110 46V48H112ZM145 46V47H144ZM151 46H149L148 48L150 49V47ZM179 46V45H178ZM205 46V45H204ZM231 46V45H230ZM170 47V50H171V45L169 46ZM174 47V46H173ZM172 47V48H173ZM195 47V46H194ZM192 48L191 50H193V51H195L194 49L196 48ZM115 48V50H117ZM147 48V49H148ZM183 48V47H182ZM181 48V49H182ZM183 48V49H184ZM215 48V49H214ZM216 48H218L219 50V53H218V51H217V53H216V51H214V50H216ZM146 49V51H148ZM181 49H180V51H181ZM182 49V50H183ZM208 49V48H207ZM227 49L228 50H231L232 51V49H235L234 51H227ZM111 50H113V48L111 49ZM115 50H113L114 51V53H116V51ZM119 50H117L119 53H120V51ZM151 50V49H150ZM213 50V51H212ZM236 50H237V52H236ZM143 51V50H142ZM142 51H140V53L142 52ZM145 51V52H146ZM166 53V54H164V52ZM173 51H174V49H173ZM172 50H171V52L172 53H175V52H173ZM193 51H191V52H193ZM241 51V52H240ZM248 52V53H251V52ZM117 52V53H118ZM144 52V51H143ZM149 52H147V53H143V54H145V56L146 57H148V58H150L149 56H148V54H150ZM198 51L196 50V54H195V52H193L195 55H197L198 53H197ZM226 52V53H225ZM231 52V53H230ZM236 53L237 55L236 56H234L235 54L234 53ZM240 52V53H239ZM156 53V54H155ZM160 53V54H161ZM182 53V52H181ZM184 53H185V51H184ZM223 53H221V54H223ZM230 53V54H229ZM234 55H233V54ZM253 54H249V55H255L256 53H254V52H252ZM112 54H113V52H112ZM168 54H170V55H172L171 53H168ZM193 54V55H194ZM240 54V55H241ZM114 55H116V54H114ZM122 55V54H121ZM155 55V56H154ZM157 55H159L158 57L159 58H157ZM169 55V56H170ZM185 55H186V53H185ZM192 55V56H193ZM195 55H194V57H195ZM215 56V59H213L214 61H210V60H212V58H214V56ZM249 55H246V56H249ZM117 56H118V58H119V56L120 55H118L117 54ZM124 55H122L121 57H123ZM169 56H167V58L169 57ZM173 56H174V54H173ZM182 56V55H181ZM191 56V58L193 59L194 57H192ZM213 56V57H212ZM221 56V55H220ZM223 56H221V57H223ZM242 56V55H241ZM241 56H239V57H241ZM116 57V56H115ZM154 57H156L155 59H156V61H153L154 60ZM164 57V56H163ZM180 57V56H179ZM208 57V56H207ZM250 57H255V56H250ZM124 58V57H123ZM173 57H171V59H172ZM224 58H222L223 59V63L225 62V59ZM242 58V57H241ZM243 58H245L244 56H243ZM255 58H257V60L260 62V64L262 65V62H261V59H262V61H263V58L264 57H259L258 55L255 57ZM120 59V58H119ZM122 59V58H121ZM164 59H166V58H164ZM221 59V58H220ZM250 59V60H249ZM189 60H191V59H189ZM239 60V59H238ZM245 60V59H244ZM182 61V62H181ZM210 61V62H209ZM253 61V60H252ZM148 62H146V63H148ZM188 62L189 61H187V64H188ZM219 62H221V61H219ZM249 62V63H248ZM259 62L257 63V62H255L256 63V65L257 66H259ZM143 63V64H142ZM159 65H158V64ZM172 65L171 66V68H170V66L168 65ZM173 63V64H172ZM179 63H181V64H179ZM238 64V65H237ZM123 65V64H122ZM122 65H119V67L121 66V67H124V66H122ZM149 65V66H148ZM151 65V66H150ZM175 67H174V66ZM213 65H217L218 66V68H216V69H220V70H217V71H214V73L213 74H216L217 75V79H220V80H222L224 77V75H223V71H224V73H225V76L226 75H228L229 77V80H231V82L227 79V76L225 77L226 79H227V81H229L230 83L229 84H227L226 86H229L231 83H232V81L234 82L233 84H231L230 85V89H232V91L233 90H235V91H233V92H235L234 93V97H236V100H235V98H233L232 97V95H233V92L231 93V92H229L228 90H229V88L226 90V91H228L226 94H225V90L223 89V87L225 88V86H223L226 82H225V80H222V82L224 83L223 85H222V88L220 87L219 88V90H221V91H219L218 90V87H216V86H213V85H216V83H218L217 81L218 80H216V78L213 80V77H212V71L213 70H215V68H214V66ZM235 65H237V66H242V67H240V68H242L243 69V71L242 72H240V74L242 73V75L244 74V73H246V75L244 74L242 77H244V81L242 80L243 78L242 77H240V76H235V71H237V69H235V68H233V67H237V66H235ZM264 65V64H263ZM262 65V66H263ZM158 66V67H157ZM183 66V65H182ZM187 65H185V66H183L184 68L183 69H187V67H186ZM196 66V65H195ZM195 66H193L194 68H195ZM227 66V67H226ZM229 66H232L231 68L229 67ZM256 66V67H257ZM121 67H120V69H121ZM168 67V68H167ZM174 67V68H173ZM222 67V68H221ZM229 67V69H227ZM255 67V66H254ZM252 68L253 70L256 68ZM114 68H115V66H114ZM114 68L112 67V69L110 70V72L111 71H113L114 73V75H115V73L117 72V70L119 69L118 68V65H117V69L115 68V70H114ZM181 68V66H179V69H178V73L180 72L179 70H182V68ZM190 68V66H188V69ZM194 68H190V70L192 69H194ZM210 68V70H206V69H209ZM212 68H214L213 70H212ZM232 68H233V70H232ZM263 68H264V66H263ZM107 69V68H106ZM106 69H103V70H106ZM110 69V68H109ZM167 69H169V70H167ZM171 69V70H170ZM173 69V70H172ZM196 69V68H195ZM231 69V70H230ZM235 69V70H234ZM251 69V71H253ZM170 71V72H166V71ZM189 70V71H190ZM207 72H206V71ZM212 70V71H211ZM223 70V71H222ZM229 70V71H228ZM238 70L239 71H241V69H239V67H238ZM256 70V69H255ZM261 72H263V70H261V68L259 69ZM100 71H101V69H100ZM107 71H109V70H107ZM107 71H105V72H107ZM119 71V70H118ZM188 71V70H187ZM188 71V73H191V72H189ZM201 71H203V70H201ZM219 71H221V73L219 74L218 72ZM103 72V71H102ZM104 72V73H105ZM124 72H121V70H120V72H117L118 74L119 73H121V74H123ZM130 75H128L127 73ZM158 72H160V73H158ZM186 72V71H185ZM211 72V73H210ZM217 72V73H216ZM238 72V71H237ZM236 72V73H237ZM257 72H259V71H257ZM116 73V74H117ZM180 73H182V74H184L185 75V73H184V71L183 72H180ZM230 73V74H229ZM254 73V71L252 72V74ZM117 74V75H118ZM150 74V75H149ZM157 74H162V75H157ZM203 74H205V75H203ZM258 74V73H257ZM120 75V74H119ZM166 75V76H165ZM178 75V74H177ZM181 75V74H180ZM187 75V74H186ZM202 75L205 77H202ZM215 75V76H216ZM220 75V76H219ZM222 75V76H221ZM238 75V74H237ZM251 74H249V76H250ZM259 75H260V72H259ZM263 73H262V77H263ZM154 76V77H153ZM158 76H159V78H158ZM165 76V77H164ZM182 76V75H181ZM198 76V77H199ZM218 76L220 77V78H218ZM248 76V77H249ZM123 77H124V79H123ZM151 77H153V78H151ZM160 77H162L161 79H166V78H169V79H167V80H161L160 79ZM164 77V78H163ZM212 77V78H211ZM222 77V78H221ZM233 77V78H232ZM252 78H253V80L252 81H256V84H258V86L259 87H263V88H261V89H263L264 90V82H263V79H264V77L262 78V80L258 77V75H256L255 73L253 74V76H251ZM250 77V78H251ZM120 78V77H119ZM118 78V79H119ZM205 79V81H204V79ZM230 78H232V79H230ZM242 78V79H241ZM154 79V80H153ZM206 79H207V81H206ZM213 80L212 81V83L213 82H215L216 81V83H209V80ZM115 80H117V79H115ZM120 80V79H119ZM124 80V81H123ZM153 80V81H152ZM191 80V79H190ZM195 80V79H194ZM219 80V82H221ZM118 81V80H117ZM241 82L242 81V83L244 84V82H245V84L247 85H244V86H246V87H244V89L245 90H243L244 91V93L245 94H243V92H242V90H241V88L238 86V82ZM176 82V83H175ZM99 83H101V84H99ZM108 83V84H107ZM193 83V84H192ZM198 83H201V85H199ZM209 85H207V84ZM238 83V84H237ZM242 83L240 84L241 86H242ZM251 83V82H250ZM85 84V83H84ZM83 84V85H84ZM197 86L196 88H199V89H201L200 87H202V89L201 90H203V91H201V92H203V94L202 95H204L203 97L205 98L207 95V97H211L212 99H210V98H206V100L202 97V95L199 93V92H197V90H199V89H197V90H194L193 88L195 87V85ZM198 84V85H197ZM212 84V85H211ZM221 84V83H220ZM220 84H217V85H220ZM252 84V83H251ZM86 85V84H85ZM83 86V87H87L88 86V84H87V86ZM182 85H183V83H182ZM250 85V84H249ZM254 84H252V86H253ZM90 86V85H89ZM88 86V87H89ZM252 86H251V88L250 89H253L252 88ZM257 86V85H256ZM255 86V87H256ZM257 86V87H258ZM87 87V88H88ZM93 87V88H94ZM184 87H187L189 90L192 88L193 89V91H195V92H197V96L199 97V99L198 98H195V96H192V95H190V94H192V93H194V95L196 94L195 92H192V90H188V89H182V88H184ZM219 91V92H221V96L218 94V96L217 97H220V98H217L215 95H217L216 93V89ZM248 87V88H247ZM258 87V88H259ZM103 88H106V90H104ZM195 88V89H196ZM257 88V89H258ZM97 89H99V90H97ZM215 89V90H214ZM257 89H253V90H257ZM118 90H119V95H120V97L118 96V94H116V92L118 93ZM259 90V89H258ZM262 90V91H263ZM183 91H186V93L188 94V95H190L189 97H193V99L192 98H187V95H185V93L183 92ZM200 91V90H199ZM207 91H208V93H207ZM216 93H215V92ZM238 93H237V92ZM261 91V92H262ZM181 92H183V94L186 96V98H185V96H184V98H182V97H178V96H183L182 95V93ZM188 92H190V93H188ZM222 92H224V93H222ZM239 92H242L241 94H239ZM257 93L259 92V93H261L260 92V90L259 91H256ZM207 93V94H206ZM215 93V94H214ZM239 94L238 96L240 97V95H242L243 94V96L245 97H243L241 100L243 101V103H242V101H239L238 99H239V97H237V96H235V94ZM247 93V94H248ZM102 94V95H101ZM205 94H206V96H205ZM222 94H224V95H227V97L225 96V97H223L222 96ZM230 94H231V97H229L230 96ZM236 94V95H237ZM262 94H263V92H262ZM249 95V94H248ZM259 95H261V94H259ZM106 97V98H108V100H106V98H104V97ZM178 97L177 99L178 100H176V97ZM202 97V99H200L201 97ZM262 96V95H261ZM152 98V97H154V98H152V99H154V102H156V101H158L159 100V102H158V104H159V106L156 104V103H153V101L150 99V98ZM155 97H157L156 99V101H155ZM158 97L160 98V99H158ZM174 97H175V99H174ZM249 97H250V95H249ZM146 98H149V101H148V99H146ZM171 98L172 99H174V102L171 100ZM182 98V100H180ZM223 100H222V99ZM224 98H225V100H224ZM227 98V99H226ZM102 99H104L103 100V102H102ZM122 99L124 100L123 102H121L122 103V105H123V107L121 108V107H118L121 103H118L119 101H122ZM187 99H188V101H187ZM197 99V100H196ZM204 99V100H203ZM221 99V100H220ZM248 99H249V102H248ZM262 99V98H261ZM83 100H82V107H83V104L84 103H86V102H83ZM115 100L116 101H118V102H116L115 103ZM145 100H147L148 102H150V100H151V104L152 105H150L149 103H147V101L145 102V103H147V104H149V105H147V106H149L148 108H147V106L145 105V103L143 104V102L145 101ZM171 100V101H170ZM193 100V101H192ZM199 100V101H198ZM254 100V101H253ZM255 100H256V102H255ZM263 100V99H262ZM262 100H260V102L262 101ZM107 102V103H105V102ZM112 101H113V103H112ZM190 101H192V102H190ZM194 101H197V102H194ZM205 101V102H204ZM246 101V102H245ZM108 102H110V103H108ZM125 102V103H124ZM172 102V103H171ZM188 102H190V104H193V106H191ZM199 102V103H198ZM222 102V103H221ZM253 102V103H252ZM263 102V101H262ZM261 102V103H262ZM115 103V105L116 106H113V104ZM117 103H118V105H117ZM143 105H142V104ZM198 105H197V104ZM247 103V104H246ZM264 103V102H263ZM105 104V105H104ZM155 104V107H156V105H157V107H161V108H159L160 109V111H157V113L159 112V114H160V112H161V114H160V116L158 117V115H156L157 113L155 112L156 110H158V108L156 107V108H154L153 107V105ZM174 104V105H173ZM237 104V105H236ZM247 105V107H248V109H249V111H247L248 109H247V107H246V105ZM260 104V103H259ZM85 105V104H84ZM144 105H145V107H144ZM214 107H213V106ZM264 105V104H263ZM253 106V107H252ZM260 106L261 107H264V106H262V104L261 105H259V107L258 108H260ZM117 107L118 108V110H117V108L115 109V108ZM125 107V108H124ZM145 108V111L143 110L144 108ZM229 107H231V109L229 108ZM209 108H211V109H209ZM239 108V109H238ZM256 108V107H255ZM257 108V109H258ZM83 109L86 111V112H84L83 111ZM142 109V110H141ZM146 109H152V111H153V109H154V113H152L151 115H150V113H151V111H149V110H147V112H146ZM251 109V110H250ZM262 109V108H261ZM115 110V111H114ZM122 110V111H121ZM141 110V111H140ZM259 110V109H258ZM117 111V112H116ZM124 111H126L125 113H124ZM195 113H194V112ZM89 112V113H88ZM92 112V114H90ZM114 112H116V113H114ZM119 112H122V113H120L119 114ZM141 112H143V113H141ZM145 112V113H144ZM150 112V113H149ZM84 113H86V114H84ZM114 113V114H113ZM140 113V114H139ZM185 115H184V114ZM190 113H192V114H190ZM251 113H253V114H251ZM81 114H83V115H81ZM88 114H90V115H88ZM118 114V115H117ZM139 114V115H138ZM141 114H143L145 117L147 116L146 114H149L147 117H149V120H147V118H145L143 115L141 116ZM155 114V116L156 117H158L157 119H155L156 117H154L153 115ZM183 116H182V115ZM190 114V115H189ZM87 115L89 116V117H87ZM115 115V116H114ZM188 115V116H187ZM79 116H81V120H79L80 119V117ZM151 116H153L154 117V121H153V118H150ZM191 116V117H190ZM70 117H72V118H70ZM142 119H140V118ZM70 118V119H69ZM66 119H67V121H66ZM69 119V120H68ZM73 119V120H72ZM146 119V120H145ZM160 119V120H159ZM65 120V121H64ZM141 120V121H140ZM159 120V121H158ZM72 121V122H71ZM77 121H78V123H77ZM80 121V122H79ZM89 121V122H88ZM137 121H140V122H137ZM145 121V122H144ZM158 121V122H157ZM142 122V123H141ZM71 123H73V126H72V124ZM77 123V124H76ZM206 123V124H205ZM139 124H141V125H139ZM64 125V124H63ZM110 126L109 127V130L111 131V133H109L110 131L108 130V127L107 126ZM65 126V125H64ZM77 126V127H76ZM92 126H94L95 128L94 129H90L91 131L92 130H94L95 132H97L96 130H98V132L99 133H103V134H99V133H96V134H99L98 136L97 135H95V137H94V131H92L93 132V135H92V139L93 138H95L94 140H93V142H91L93 145H95L94 147H96V149H94V147H93V145L91 144V146L93 147H91V146H89L90 145V141H89V138L90 137H88V135L87 134H89V133H85V135H83L84 133L83 132H91V131H88L89 130V128H92ZM115 128H113V127ZM73 127V128H72ZM79 127V128H78ZM107 127V128H106ZM107 131L108 130V133L104 130V129ZM64 129V128H63ZM96 129V130H95ZM77 130H75V131H77ZM81 130V131H80ZM102 130H104L103 132H101ZM113 131V132H112ZM91 132V133H92ZM104 132H106L107 133V136L104 134ZM112 133H114V135H112ZM140 133L141 134H143L142 136L140 135ZM109 134L111 135V136H113L112 138H111V136H109ZM73 135V134H72ZM90 135V134H89ZM101 135H103V136H101ZM105 135V136H104ZM85 136H87V137H85ZM96 137H97V139H96ZM106 137H107V139H106ZM109 137V138H108ZM140 137V138H139ZM142 137H144V138H142ZM147 138V140H149V142H147V140H145L146 138ZM71 138H72V140H71ZM80 138H82L83 140H84V138H85V142L82 140V139H80ZM105 138V139H104ZM61 139V140H60ZM92 139H91V141H92ZM111 141H110V140ZM114 141H113V140ZM139 139H143V140H139ZM63 140H64V144L63 143H61L62 145H59L60 144V142L62 141L63 142ZM70 140H71V143H70ZM75 140H76V138H75ZM80 140V141H79ZM106 140V141H105ZM154 140H157V141H154ZM49 141H51V142H49ZM56 141H57V143H56ZM140 141V142H139ZM146 141V143H144V142ZM55 142V143H54ZM96 142V143H95ZM85 143V144H84ZM139 145H138V144ZM142 143V144H141ZM48 146H47V145ZM55 144H57V145H59L60 146V148H59V146H58V149L56 150V148H57V145H56V147H55ZM69 144H71L72 146H69ZM82 144V145H81ZM113 144V145H112ZM140 144H141V146L144 144V146H142V147H144V148H142L141 146H140ZM145 144H146V147H145ZM134 145V146H133ZM137 145V146H136ZM50 146V147H49ZM63 146V147H62ZM66 146V147H65ZM84 146H85V148H84ZM86 146H88V147H91V149H93L92 151L93 152H95V153H93V152H91L90 150L91 149H89L88 147L86 148ZM99 146V147H98ZM123 146H125V148L123 147ZM127 146H128V148H127ZM130 146V147H129ZM136 146V147H135ZM54 147V148H53ZM69 147V148H68ZM70 147H72L71 149L76 153V152H78L77 153V155H75V153L73 152V154H71V153H69V152H71L70 150ZM81 147H79V148H81ZM108 147L111 149V147L114 149V151H115V149H119L115 154H117L118 156L116 157L117 158V160H116V162H115V160H112V158H111V160H110V158H109V156L110 155H108V154H111V153H113V152H111L113 149H111V151L110 150H107L108 149ZM115 147V148H114ZM142 148V150L141 151H137L136 152V150H140L141 148ZM69 151H67L66 149ZM102 148H103V150H102ZM106 148V149H105ZM123 148V149H122ZM126 148L128 149V153H127V151H126V153H124V151L123 150H126ZM129 148H130V150H129ZM136 148H138V149H136ZM59 149H60V151H59ZM63 149V150H62ZM86 149L88 150L89 149V151H87L88 153H90L89 155H91V156H88V154L86 155V154H84V153H87V152H85L86 151ZM98 149H100V150H98ZM51 150H53V152L51 151ZM65 150V151H64ZM84 150V151H83ZM102 150V153H101V156H99V152ZM105 150L108 152V153H106L105 152ZM121 150V151H120ZM133 150H134V154H136V153H139V154H141V156L143 155L144 157L145 156H147V158L148 159H146V158H144L143 156V158L139 155V157H138V155H134L132 152H133ZM51 151V152H50ZM64 153H63V152ZM96 151H97V154L98 155H96ZM104 151V152H103ZM68 154H67V153ZM79 152H80V154H79ZM82 152V153H81ZM109 152H111V153H109ZM130 152H131V154L133 155V156H131V157H134V158H132V159H135V157H137V158H142V159H144V160H142V161H144V162H142V161H140L141 160V158L140 159H137L136 158V161L134 162L133 160H131V158H130ZM56 153V154H57ZM61 153V154H60ZM66 154V155H65ZM82 154H84L83 156H87L88 157V159L87 160H90L89 159V157H91V160L89 161V162H87L86 161V159H85V157H84V160H82L83 158H82ZM96 156H95V155ZM125 154H128V155H126L125 156ZM145 154V155H144ZM57 155V156H58ZM65 155V156H64ZM81 155V156H80ZM102 155H104L103 157H102ZM45 156H46V152H45ZM50 156V157H51ZM59 156V157H60ZM72 156V157H71ZM78 156V157H77ZM99 156V158H101V159H97V160H95L97 157ZM106 156H108V157H106ZM127 156H128V158H129V160H131V161H129L128 159H127ZM72 158L71 160H70V158ZM74 157H76L75 159H74ZM92 157L94 158V160H92ZM125 157H126V159H125ZM78 158H80V160L78 159ZM106 158V159H105ZM108 158V159H107ZM50 160V162L48 163L47 162V160ZM59 159V160H58ZM114 159H115V157H114ZM150 159V160H149ZM81 160H82V163H81ZM126 160H128L127 162H132V163H130V164H134L133 165V168H132V165H130L129 163H127V168L125 167V168H123V170H121L122 172V175H121V173H120V171H119V169H120V167L122 166H125V161ZM57 162V163H54V162ZM75 161H76V164H78V165H76L75 164ZM78 161L80 162V165H79V163H78ZM84 161V162H83ZM138 161V163L137 164H140V165H137L136 164V162ZM53 162V163H52ZM140 162V163H139ZM87 165H86V164ZM89 163V164H88ZM106 164V166H105V164ZM143 163H145V164H143ZM54 164H57V167H56V165L54 166ZM87 166V168H85L86 166ZM97 164V165H96ZM154 164V165H153ZM71 165H72V167H73V165H75L73 168L71 167ZM84 165V166H83ZM88 165H90V166H88ZM93 165V166H92ZM96 165V166H95ZM98 165H102V167L103 168H106V170H101L102 168H101V166H100V168H99V166ZM135 165L137 166V168H135ZM142 165V166H141ZM49 166V165H48ZM69 168V169H71V174L72 175H70L69 173V169L67 168V167ZM78 166H81V167H79V168H77ZM93 168H92V167ZM95 166V167H94ZM120 166V167H119ZM129 166V167H128ZM138 166H140V167H138ZM89 167V168H88ZM121 167V168H122ZM141 167L142 168H144V167H148L147 169H146V171H147V174H146V171H144L145 173V175H143V172H142V177H140V179L138 180V175H140L141 174V172H138L139 170H141ZM149 167L152 169V171L154 170L152 167H155V168H157V169H155L153 172H151V173H148V171L150 170L149 169ZM162 167V168H161ZM68 169L67 170V172H69V173H67L66 171H64L65 169ZM74 168H75V170H76V168H77V173H79V174H77L76 173V171H74ZM81 168V169H80ZM93 170V169H96L97 170V172H96V170H94L93 172H94V174L96 173L97 175H94L93 174V172L91 171V169ZM118 168V169H117ZM129 168H131L132 169V171H131V169L130 170H128V172L130 171V172H133L135 169H137L136 171L139 173H129L131 176H129L131 179H133V178H136V179H134V180H132V182H131V185L129 184L130 182L128 181V180H130V178L129 179H127V177H126V179H127V181L125 180V178L123 179V177L124 176H128L129 174H128V172L127 171H124L125 169L127 170V169H129ZM140 168V169H139ZM160 168V170H158ZM165 170H164V169ZM55 169H54V171H55ZM64 169V170H63ZM88 169V170H87ZM90 169V170H89ZM98 169H100V170H98ZM116 169V170H115ZM145 169V168H144ZM143 169V170H144ZM162 169H163V171L166 173V175H165V173L163 174V171H162ZM59 170V171H58ZM79 170H81V171H79ZM87 170V171H86ZM83 171V172H82ZM85 171V172H84ZM89 171V172H88ZM98 171H100V172H98ZM102 171H104V172H102ZM118 171V172H117ZM151 171V170H150ZM162 171V172H161ZM65 172V173H64ZM90 172L93 174V176H96V177H93L91 174H90ZM116 173V174H114V173ZM59 173H61V174H59ZM67 173V174H66ZM75 173H76V175H78V179H76L77 178V176H75V178L73 177L74 175H75ZM81 173H83L82 174V176H81ZM113 173V174H112ZM120 173V174H119ZM163 174V176L165 177L164 178V180L163 179H160L161 177H163V176H161L160 178H155L158 174ZM194 173V174H193ZM254 173V174H253ZM92 176H90V175ZM99 174H100V176H99ZM118 175V176H114L115 178H113L111 175ZM256 175L255 177L253 176V175ZM69 175V176H68ZM89 175V176H88ZM111 176V178L112 179H116L115 181L116 182H118L119 180H121L119 183H118V187H119V184H122L121 186H123V187H119V189L118 188H116V190L113 188V185H114V187H115V184H117L116 182H114V181H111L110 180V178L108 177V176ZM119 175H120V177H119ZM135 175V176H134ZM134 176V177H133ZM171 176V177H170ZM251 176L252 177H254V179H252L251 178ZM63 177H64V179H63ZM70 177L73 179H70ZM84 177H89V178H91L92 180H90V179H85ZM121 178V179H119L118 181H117V179L118 178ZM68 178V179H67ZM106 178H108L109 180H108V182H110V184L113 182V183H115V184H113L112 185V188L111 187H109V184L107 185L108 187H103L104 186V183L105 184H107V180H106ZM142 178V179H141ZM172 178V179H171ZM195 178V179H194ZM66 179V180H65ZM70 179V180H69ZM93 179H94V182H93ZM157 179V180H156ZM158 179H160V181L159 182H157L158 181ZM167 179V180H166ZM65 180V181H64ZM85 180H86V182H85ZM88 180H90V181H88ZM124 180V181H123ZM137 180H138V182H137ZM153 180H155V181H153ZM161 180H162V182H161ZM61 181H63V182H61ZM72 181L74 182V183H72ZM83 181L85 182L84 184H86V186L85 185H83ZM88 181V182H87ZM131 181V180H130ZM135 181V182H134ZM65 182V183H64ZM67 182V183H66ZM94 183V184H93ZM123 183L125 184V185H123ZM129 184V185H128ZM66 185H67V187H66ZM106 186V185H105ZM111 186V185H110ZM60 187H63V189L62 188H60ZM70 187V188H69ZM103 187V188H102ZM127 187H129V190L127 189ZM67 188H69V189H67ZM118 189V190H117ZM40 190H41V188H40ZM64 190V191H63ZM67 190H69V191H67ZM75 190V191H74ZM39 191V190H38ZM37 190L35 191L36 193V195L38 196V194H39V196H40V194L42 193V190H41V192L39 193ZM125 191H126V194H127V197L125 198H123L122 197V195L125 193ZM54 192H57L56 194H54ZM63 192V193H62ZM71 192L73 193V195L71 194ZM78 192V193H77ZM97 192V193H96ZM98 192L101 194L100 196L98 195ZM123 192V193H122ZM130 193V194H132L133 193V195H135V193H136V195L138 194H140L141 196H135V197H133V198H135L136 199V201L137 202H135L136 203V206H135V204H130L129 203V201H131L132 202V199H130L129 201H128V203L129 204H127V206H130L128 209H127V206H126V199H129V196H128V193ZM143 192V193H142ZM147 192H150V195H149V193L147 194ZM213 192V193H212ZM214 192H215V194L217 193L218 194V196L220 197V200H219V197L217 196V197H215V194H214ZM62 193V194H61ZM80 193V194H79ZM112 193H113V195H112ZM152 193V194H151ZM213 195H212V194ZM221 193H222V195H221ZM237 193L239 194L238 195V197H237ZM263 193V194H262ZM78 194V195H77ZM93 194V197L91 196ZM98 195V196H96V198L94 199V197H95V195ZM110 195V196H105V195ZM116 194V196L114 197V195ZM118 194H120V195H118ZM154 194V196H155V194H156V196L157 195H160L159 196V198L158 197H156L155 196V200L153 201V197L154 196H152L151 197V195H153ZM196 194V195H195ZM209 194H211V195H209ZM216 194V195H217ZM225 194V195H224ZM229 196H228V195ZM236 194V195H235ZM241 194V195H240ZM55 195H57V197H60L59 199L61 200V199H63V197H64V199H63V201L61 200H59V201H56L57 200V197L55 198L54 196ZM60 195V196H59ZM64 195V196H63ZM142 195H144V197L142 196ZM176 195V196H175ZM184 195V196H183ZM185 195L187 196V197H185ZM189 195H191L192 197H190ZM198 195V196H197ZM226 197V195H227V197L225 198L224 196ZM233 195V196H232ZM65 196H67L68 198H70V199H68V200H66L67 199V197L65 198ZM74 196V197H73ZM90 196L92 197V198H90ZM126 196V195H125ZM149 196V197H148ZM164 196V197H163ZM175 196V197H174ZM195 196H197V197H195ZM204 196V197H203ZM206 196H207V198H209L208 200H207V198H206ZM221 196H223V197H221ZM75 197H76V200H75ZM78 197H80L79 199H78ZM82 197V198H81ZM98 197V198H97ZM102 197V199H104V198H106V199H108L107 201L109 202H107V204L108 205H106L105 204V200L104 201H102L100 198ZM109 197H111L110 199H109ZM118 197V198H117ZM122 197V198H121ZM140 197V198H139ZM146 197H148V199L146 200ZM190 197V198H189ZM201 197H202V199H201ZM212 197H215L217 200H215V198H212ZM261 197V198H260ZM89 198V199H88ZM143 199V201L142 200H140V199ZM149 198H152V199H149ZM194 198H198L197 199V201L194 199ZM204 198V199H203ZM206 198V199H205ZM222 198H224V199H222ZM235 198V199H234ZM238 198V199H237ZM260 198V200L259 201H257L258 199ZM78 199V200H77ZM82 199H83V201H82ZM96 199H98L97 201H96ZM124 200L125 201V207H126V209H125V211H123L124 209H123V207H124V205L122 206V203L123 202H121L122 200ZM134 199V200H135ZM199 199H201V200H199ZM212 199H214V201L212 200ZM221 199L223 200L222 202L224 203H221L220 201H221ZM233 199V200H232ZM237 199V200H236ZM14 200H16L17 202L19 201V200H17V199H14ZM70 200V202L72 201V203L70 204V202H68ZM73 200H74V202H73ZM90 200V201H89ZM92 200H93V203H92ZM134 200H133V202H134ZM146 202H145V201ZM194 200V201H193ZM210 200V201H209ZM226 200V201H225ZM228 200V201H227ZM14 202V206L16 207H18L19 205H20V202L19 203H17V202ZM68 202L67 204H69L68 206H73V207H75V205H77L78 203H80V205L77 207V208H75L76 210H74V212L73 213H75V211H79L80 209L82 210L83 208H84V210H82L83 212H85L86 213V208L87 207H90V208H92V211L90 212V214H89V212L87 211V213H88V215L87 214H85L86 215V218H84L85 217V215L81 212V211H79L78 212V214H77V212H76V214H71L72 216H74L75 218H73V217H71L70 215H68V217L70 218V220L73 218V222H72V220L71 221H69V219L67 218V215L65 216V213L62 215V214H60L61 216H65L66 218H67V223H69V225L66 227V222L64 221L65 220V217H64V219L63 218H60L59 220H58V217L57 216H59L58 214H55V213H57L56 211H57V209H56V207L57 208H60V205L62 206V204H64L63 206H65L66 205V202ZM89 201V202H88ZM96 201V202H95ZM147 201H149L148 202V204H147ZM196 201V204L194 203ZM201 201H203V202H201ZM205 201H207V202H205ZM219 203H221V204H219ZM63 202V203H62ZM76 202V203H75ZM212 202V203H211ZM15 203H17V204H15ZM57 203H58V205H57ZM83 205H82V204ZM87 203V204H86ZM90 205H89V204ZM92 203V204H91ZM120 203V204H119ZM145 203L148 205H146V207H145ZM211 203L212 205L215 203V204H217V205H215V206H212L211 204L209 205V204ZM263 205H262V204ZM190 204H191V206H190ZM201 204H203V205H201ZM205 204H207V205H205ZM93 205V206H92ZM114 205V206H113ZM119 205V206H118ZM140 205V206H139ZM192 205H194L193 207H192ZM200 207H198V206ZM263 206V209H261L262 208V206ZM67 206V205H66ZM65 206V207H66ZM84 206V207H83ZM87 206V207H86ZM106 206H108L109 207V209L108 210H106L105 208H106ZM139 206V208H137ZM203 206V207H202ZM210 206L212 207V208H210ZM257 206V207H256ZM261 206V207H260ZM65 207H64V209H65ZM83 207V208H82ZM105 207V208H104ZM112 207H113V209H112ZM140 207L141 208H143V210L142 209H140ZM146 209H145V208ZM148 207V208H147ZM214 207V208H213ZM217 207H220V208H217ZM253 207H255V208H253ZM259 207V208H258ZM19 208H20V206H19ZM51 208V209H50ZM70 208H72V207H70ZM102 208H104L105 210V213H104V215H105V217H104V215H103V217H102V215H101V212H100V210L102 209ZM133 208V209H134ZM188 208H191V209H195V210H192L193 212H194V214H193V212L190 210V209H188ZM250 208L255 212V213H253V211L252 210H250ZM63 209V210H64ZM67 209V208H66ZM135 209H134V211H133V215H132V219H135L133 216H134V214H136V216L138 217L139 215H137V214H140L141 212H139V210L138 211H135ZM199 209L201 210V212H198L199 211ZM211 209V210H210ZM214 209H215V211H214ZM54 210V211H53ZM62 210V211H63ZM111 210V211H110ZM121 210V211H120ZM127 210V211H126ZM150 212H149V211ZM163 210H164V212H163ZM183 210V211H182ZM188 212H187V211ZM197 210V211H196ZM219 210V211H218ZM243 212H241V211ZM255 210H257V211H255ZM260 210H262L263 211V213H262V211H260ZM61 211V212H62ZM70 211V210H69ZM68 211V213H71L72 212V209H71V212H69ZM108 211V212H107ZM115 211V212H114ZM132 211H130L131 213H132ZM166 211V212H165ZM191 211V212H190ZM202 211H204V212H202ZM206 211V212H205ZM211 211V214L212 215H210V213L209 212ZM246 211H247V213H248V211L249 212H252V216H251V218H250V221H249V217H250V213H248L247 215H245V217H244V213H246ZM55 212V213H54ZM58 212H60V210H58ZM64 212H66V210H64ZM125 212V213H124ZM149 212V213H148ZM152 212V213H151ZM240 212V213H239ZM79 213H81V215L79 214ZM100 213V214H99ZM107 213H108V215H107ZM128 213H129V211H128ZM180 213V214H179ZM208 213V214H207ZM258 213V214H257ZM261 213V214H260ZM67 214V213H66ZM92 214H94V215H92ZM121 214V215H120ZM124 214V215H123ZM126 214V215H125ZM145 214V215H144ZM147 214V215H146ZM167 214H168V216L169 217H167ZM185 214V215H184ZM196 214H198V215H200V216H198V215H196ZM204 214H206V216L208 217V219H207V217H206V219H205V215ZM231 214V215H230ZM255 214H257V215H255ZM57 215V216H56ZM75 215H77V216H79V217H76ZM96 215V216H95ZM106 215L107 216H109V217H106ZM114 215H117V216H114ZM128 215V216H127ZM143 215V216H142ZM180 215H182L184 218H186L185 220L187 221L188 219L190 220V221H194V222H190V221H188V224L190 225V226H188V224H186V223H184V224H182L183 222L182 221H184V222H186L185 220H184V218H182V216H180ZM189 215V216H188ZM191 215V216H190ZM194 215H196V216H194ZM227 215V216H226ZM255 215V216H254ZM55 216V218H53ZM84 216V217H83ZM91 216V217H90ZM100 216V217H99ZM123 216L126 218V219H124L123 218ZM146 216H148V218L146 219ZM166 216V217H165ZM179 217L180 216V218L182 219V221H181V219L180 218H173V217ZM197 216H198V218H197ZM216 216V217H215ZM220 216V217H219ZM231 216H233L232 218H231ZM237 216H239L240 218H237ZM243 218H246V220L245 219H243ZM246 216H249V217H246ZM51 217V219L49 220V218ZM89 217V218H88ZM103 218L104 219V221H103V223H102V220H101V223H100V220H98V218L100 219V218ZM113 217V218H112ZM136 217V218H137ZM152 217V218H151ZM191 219H190V218ZM194 217H196L195 218V220L197 221V223H196V221L194 220V219H192V218H194ZM212 217H215V218H212ZM218 217V218H217ZM223 217H225V218H227V219H225V218H223ZM253 217V218H252ZM48 220H47V219ZM87 218L91 221L89 224H91V225H89V224H87V222L85 223V220L86 221H88L89 222V220H87ZM120 218V221H122V219ZM131 218H129V219H131ZM168 218V219H167ZM201 218H203L202 220H201ZM211 218V219H210ZM221 218H222V223H221ZM231 218V219H230ZM255 218V219H254ZM111 219V220H110ZM165 219V220H164ZM176 219V220H175ZM179 219H180V221H179ZM210 219V220H209ZM232 219H234L233 221H232ZM243 219V220H242ZM258 219L260 220V221H258ZM33 221H35V219L33 218L32 219ZM54 222H53V221ZM56 220V221H55ZM59 221V223H58V221ZM99 221V223H98V221ZM106 220V221H105ZM110 220V221H109ZM140 220H139V223H140ZM154 220V221H153ZM203 220H204V222H203ZM207 220V221H206ZM214 220V221H213ZM228 220H230V222L228 221ZM239 221V222H236V221ZM252 220V221H251ZM254 220V221H253ZM263 220H264V218H263ZM63 221V222H62ZM69 221V222H68ZM113 221V222H112ZM126 221H124V222H126ZM166 221H167V223H166ZM217 221V222H216ZM228 221V222H227ZM232 221V222H231ZM242 223H244L243 225H245V223H246V226L248 225H250L251 227H249V229H247L248 228V226L246 227V226H242L241 227V222ZM249 223H247V222ZM42 222V224H40ZM52 222V223H51ZM57 222V223H56ZM65 222V223H64ZM108 223L107 225H105V223ZM109 222H111V223H109ZM116 222V223H115ZM131 222V221H130ZM133 222L134 223H136L137 222V224H139L138 223V221H134L133 220ZM142 222V221H141ZM148 222V223H149ZM176 222H178L179 224H181L182 226L179 228V224L178 223H176ZM219 222V223H218ZM223 222H226L225 224L223 223ZM33 223V222H32ZM53 223H56V225L55 224H53ZM62 223H63V226H62ZM121 223H122V225H121ZM145 223H140L141 224V226H143V227H145L144 229H146L147 228V224H145ZM168 223H170V224H168ZM194 223H196L195 225L197 226V228L195 227V225L193 226L192 224ZM199 223V224H198ZM202 223H205V224H202ZM212 223H214L215 225V227L213 226V224H212V228H210L211 227V224ZM218 223V225H216ZM221 223V224H220ZM235 223V224H234ZM238 225H237V224ZM256 223H258V225L256 226L255 224ZM262 225H261V224ZM49 224V225H48ZM60 224H61V226H60ZM70 224H72V225H70ZM86 224L87 225V227H85L84 225ZM119 225V226H117L116 227V225ZM207 224V225H206ZM220 224V225H219ZM230 226V225H234V226H236L235 228H236V230H235V228H234V226H230V227H227L228 225ZM259 224H260V226H263V230L262 229H260V228H262V227H258L259 226ZM58 225V226H57ZM75 225V226H74ZM111 225H113V226H111ZM115 225V226H114ZM121 225V226H120ZM208 225H209V227H208ZM227 225V226H226ZM252 225H254V226H252ZM31 226V225H30ZM49 226V227H48ZM52 226V227H51ZM57 226V227H56ZM60 226V227H59ZM65 226V227H64ZM69 226H71V227H69ZM84 226V227H83ZM93 226V225H92ZM169 226H171V227H169ZM221 228H219V227ZM259 229V231H258V229L256 228V227ZM53 227H55L54 228V230H55V232L53 231ZM58 227L60 228V229H58ZM61 227L63 228L62 230H61ZM75 227V228H74ZM111 227H112V229H111ZM166 227H168L167 229H166ZM193 229H192V228ZM204 227H205V229L206 230H204ZM207 227V228H206ZM227 227V228H226ZM246 227V228H245ZM252 227H254V229H251ZM32 228V227H31ZM65 228V229H64ZM67 228V229H66ZM73 228V229H72ZM76 228H77V233H76ZM96 228L98 229V227L96 226ZM103 228V229H104ZM114 228H115V230H114ZM163 228L165 229V230H163ZM170 228V229H169ZM189 228V229H188ZM190 228H191V230H190ZM229 228V229H228ZM231 228H233L232 230H230ZM238 228H239V230L240 231H238ZM241 228V229H240ZM243 228V229H242ZM56 229H58V231H57V233H56ZM69 229V230H68ZM70 229H71V231H70ZM104 229V230H105ZM117 229V230H118ZM174 230V231H172V230ZM194 229H196V230H198V232L196 231V233H194V232H192V231H194ZM212 229V230H211ZM257 229V230H256ZM52 230V231H51ZM65 230V231H64ZM75 232H74V231ZM117 230L115 231L116 233H117ZM122 230V229H121ZM120 230V232L122 233V232H124V231H127V228H126V230H122L121 231ZM167 230V231H166ZM171 230V231H170ZM182 230V231H181ZM211 230V231H210ZM216 230V232H214ZM219 230H221V231H219ZM230 230V231H229ZM246 230V231H245ZM252 230V231H251ZM258 231V232H256V231ZM262 230V231H261ZM69 231V232H68ZM141 232V233H139L138 234V232ZM147 231V230H146ZM164 231H166V232H168L169 231V234L168 233H166V232H164ZM191 231V232H190ZM219 231V232H218ZM232 231H237V232H232ZM60 232H62V234L63 235H61V233ZM68 233V234H64V233ZM72 232V233H71ZM103 233L105 232V231H102ZM109 232V233H110ZM113 232H111L110 233V235L113 233ZM113 233L114 235L116 234V233ZM145 234H143V233ZM164 232V233H163ZM170 232H171V234H170ZM201 232H202V235L203 234H205V236H202L201 235ZM205 232V233H204ZM219 233L218 235L217 234H213V233ZM229 233V235H230V237L229 236H227L226 237V235ZM232 232V233H231ZM239 232V236H237L236 234ZM241 232V233H240ZM245 232V233H244ZM253 232H256V233H259V234H255V233H253ZM262 232H263V234H262ZM53 233V234H52ZM56 233V234H55ZM107 233V232H106ZM109 233H107L108 235H109ZM118 233H119V231H118ZM121 233H119L118 234V237L116 238L115 236V239H116V241H117V243L118 244H120L121 246H119V247H122V249H123V253H122V251L120 252L119 251V249L120 248H118V250H116L115 249V253H113L114 254V258H113V256L111 257V259L113 258V259H117L116 257H118V254L120 253H122L118 258H120L119 259V261L118 262H120L119 264H128V263H131V264H133V263H138V264H141V263H139L138 261H140V260H138V258H143V257H145V256H139L138 255V252L136 251V249H134L135 247V245H133L132 247H133V250L135 251H133V253H132V247H130L129 248V246H126V244H125V242L127 241V240H125V239H127V237H128V241L127 242H129V240H131V242H132V244H133V241H132V239H133V234L131 235L132 236V239L130 238V235L128 234V236L126 237L125 236V238L122 236V240L124 239V241L125 242H121L122 240H121ZM126 233V232H125ZM147 233H149L148 235L149 236H151L152 237V239L153 240H151L150 239V237L147 235ZM166 233V234H165ZM251 233V234H250ZM47 234H49V235H47ZM59 234V235H58ZM71 234V235H70ZM105 234V233H104ZM107 234H106V236L105 237H103L104 238V240L105 241H108V238H107ZM112 234V235H113ZM124 234V233H123ZM122 234V235H123ZM182 234V235H181ZM191 235V236H197L196 238L197 239H193L191 236H189V235ZM221 234V235H222ZM232 234V235H231ZM233 234H235V235H233ZM249 234V235H248ZM254 234V235H253ZM43 235V234H42ZM52 235H54V236H52ZM58 235V236H57ZM66 235V236H65ZM69 235V236H68ZM79 235V236H78ZM91 235V234H90ZM111 235V236H112ZM134 235V236H135ZM153 235V236H152ZM167 235V236H166ZM184 235V236H183ZM210 235V236H211ZM243 235H245L246 237H248V238H246V237H244ZM258 237H257V236ZM55 236H57V237H55ZM60 236V237H59ZM64 236V237H63ZM73 236V237H72ZM102 236V235H101ZM117 236V235H116ZM148 236V237H147ZM160 236H161V238H160ZM183 236V238H181ZM209 236V235H208ZM211 236V237H212ZM238 237L239 239H237L236 237ZM252 236H254V237H252ZM259 236H260V238H259ZM50 237V238H49ZM71 237H72V240H73V238H74V241H73V243H72V240H71ZM88 237H90V236H88ZM109 238H110V240H111V237L110 236H108ZM145 237L146 238H148V239H150V240H147V239H145ZM154 237H155V239H154ZM162 237H164L163 239H162ZM186 237V239L187 240H185L184 238ZM194 237V238H195ZM220 237H222V236H220ZM244 237V239L242 240V238ZM251 237V238H250ZM21 238H25L24 236H22ZM48 238V239H47ZM54 238V239H53ZM61 239V241L60 242H58V240L57 239ZM103 238H101V240H103ZM105 238H107V239H105ZM120 238V239H119ZM172 238V239H171ZM252 238H254V239H252ZM258 238V239H257ZM261 238H262V240H261ZM36 239H37V237H36ZM47 239V240H46ZM65 239V240H64ZM68 239V240H67ZM70 239V240H69ZM115 239H113L112 238V240H114V241H111L112 243L110 244V241H108L109 242V244H108V242H106L107 244H104L105 243V241L104 242H102L100 239H98V240H100L101 242H102V244H104L105 246V248L104 249H106L107 251V257H108V255L110 256V254L109 253H111L112 254V252H113V249H111V250H109L110 248H111V245L113 246V243L114 242H116L115 241ZM248 239H252V240H248ZM50 240V242H48ZM55 240V241H54ZM77 241V243H76V241ZM119 240H120V243H119ZM163 242H162V241ZM190 240V241H189ZM199 240V241H200ZM240 240V241H239ZM247 240H248V242H247ZM257 242H256V241ZM259 240V241H258ZM44 241H45V244H43L44 243ZM47 241V242H46ZM66 241H67V243H66ZM156 241V242H155ZM174 241H173V243H174ZM186 241V242H185ZM233 241H232V243H233ZM254 243H253V242ZM68 242H70V243H68ZM131 242H130V244H131ZM231 242V241H230ZM246 242L248 243V247L246 248V246H247V244H246ZM41 243V244H40ZM50 243H52V244H50ZM54 243H57V244H54ZM61 243H63V244H61ZM65 243V244H64ZM72 243V244H71ZM81 243V244H80ZM116 243V244H117ZM240 243H242V244H240ZM261 243H263L262 245H261ZM53 244H54V246H53ZM61 244V245H60ZM75 245L76 247H74V246H71V245ZM115 243H114V245H115V247L116 246H118V244L116 245ZM131 244V245H132ZM251 244V245H250ZM36 245V246H35ZM37 245H40L39 247L37 246ZM58 245V246H57ZM59 245L61 246L60 248H59ZM65 245V246H64ZM66 245L68 246V248L67 249H64L65 247H66ZM69 245L71 246V247H69ZM78 245V246H77ZM108 245V246H107ZM164 245V244H163ZM162 245V246H163ZM233 245V244H232ZM63 246H64V248H63ZM107 246V247H106ZM237 246V245H236ZM237 246V247H238ZM261 246V247H260ZM55 249H54V248ZM114 247V246H113ZM142 247V248H141ZM234 247V246H233ZM254 247V248H253ZM31 248H30V250H31ZM53 248V249H52ZM57 248H59V249H57ZM72 249V250H70V249ZM101 248H103V246L101 247ZM245 248V249H244ZM53 251H51V250ZM56 249H57V251H56ZM63 249V250H62ZM75 249V250H74ZM23 250V249H22ZM21 250V252H22V254H24L25 252L24 251H22ZM30 250H28V251H30ZM62 250V251H61ZM68 250V251H67ZM71 252H70V251ZM103 250V249H102ZM102 250L100 251V252H102ZM128 250V251H127ZM131 250V251H130ZM177 250V249H176ZM175 250V251H176ZM61 251V252H60ZM63 251H65V252H63ZM105 251V250H104ZM146 251V252H145ZM262 251V250H261ZM32 252V253H33ZM51 253V255H50V253ZM55 252V253H54ZM58 252H59V254H58ZM63 252V253H62ZM67 252H69V253H67ZM116 252H118V254L116 253ZM126 252H129V254H130V252H131V254H133V255H130L131 256V260L133 261L134 260V262H132V261H130L127 257H130L129 255H127L126 256ZM247 253L249 252L250 253V251H246ZM245 252V253H246ZM30 253H31V251H30ZM260 253V252H259ZM262 253H264L263 251L261 252V254L260 255H262ZM21 253H20V255H22ZM26 254V255H25ZM24 255H22V257H25V256H31L32 254H27V253H25ZM70 254H72V255H70ZM112 254V255H113ZM116 254H117V256H116ZM174 254V253H173ZM173 254H172V251H171V255L173 256ZM250 254V255H251ZM34 255V254H33ZM39 255H41V256H39ZM53 255H56V257L55 256H53ZM58 255H60V256H58ZM99 255H101V253L99 254ZM105 255V252H104V254H103V252H102V255H101V257H102V259H104V260H102L101 258H100V256H99V263L100 264H108L109 263V261L107 262V257H105L104 256ZM138 255V256H137ZM175 255V254H174ZM243 255V254H242ZM242 255H241V257H239L240 259L242 258ZM249 255V256H250ZM260 255L258 254V257H260ZM60 257V259L58 258V257ZM62 256V257H61ZM70 256V257H69ZM71 256H74V257H71ZM137 256V257H136ZM148 256H149V254H148ZM148 256H147V258H148ZM214 256V258H213V261H212V259H211V261L209 262V261H206V263L207 262H209L208 264H222V262H220V261H225L226 259H227V257L226 256H221V254L220 253H218V256L216 257V255H213ZM263 256V255H262ZM21 256L19 257L20 258V260L21 259H23ZM42 258V260H40L41 258ZM69 257V258H68ZM134 257V258H133ZM176 256H174V258H175ZM221 258V260H220V258ZM19 258L17 259V261L19 260ZM37 260H36V259ZM40 258V259H39ZM44 258V259H43ZM61 258H62V260H64V261H62L61 260ZM72 258H74V259H72ZM133 258V259H132ZM222 258H223V260H222ZM243 258H244V255H243ZM242 258V259H243ZM264 258V257H263ZM25 259H27V257H25ZM25 259H23V263L20 261H18V263L16 262V264H25V263H27L28 261H29V258H28V261L26 262L25 261ZM58 259V260H57ZM101 259V260H100ZM111 259H109V260H111ZM136 259V260H135ZM173 259V258H172ZM171 259V260H172ZM209 259V258H208ZM207 259V260H208ZM218 259V260H217ZM238 259V258H237ZM237 259H235V260H237ZM48 262H46V261ZM138 260V261H137ZM228 260V261H227ZM223 264H225V263H227L228 262V264H231V262L233 263L234 262V264H238V262H235V260L234 259H229V257H228V259H227ZM229 260L231 261L230 263H229ZM244 261H246V259H243ZM242 260V261H243ZM256 260V259H255ZM31 261H29V263L31 262ZM130 261V262H129ZM241 261V262H242ZM243 261V262H244ZM250 261H251V263H250ZM111 262H114V264H116L115 262H116V260H111ZM110 262V264H112ZM118 262H117V264H118ZM218 262H220V263H218ZM243 262L242 263H240V264H243ZM28 263V264H29ZM84 262H82V264H83ZM205 263V264H206ZM32 264V263H31ZM34 264V263H33ZM85 264V263H84ZM244 264H248L247 262L245 263L244 262ZM263 264H264V262H263Z\"/></svg>",
    "mask_w": 264,
    "mask_h": 264
}]
</instances>
